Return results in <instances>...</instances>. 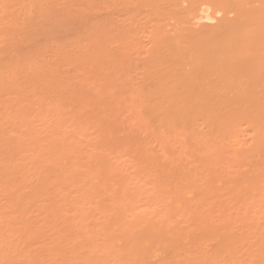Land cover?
Segmentation results:
<instances>
[{
    "label": "bare ground",
    "instance_id": "6f19581e",
    "mask_svg": "<svg viewBox=\"0 0 264 264\" xmlns=\"http://www.w3.org/2000/svg\"><path fill=\"white\" fill-rule=\"evenodd\" d=\"M25 2H28V4H29V0H24ZM24 1L22 2L21 0L19 1L18 0V3H19V5H24L25 3H24ZM35 1H37V2H35ZM39 1H42L43 2V0H34V2L35 3H37V5H38V8H40L41 9V4H42V2H40L41 4H40V6L41 7H39ZM51 1V0H50ZM54 1H56L57 3H58V1L57 0H54ZM96 1V3L95 2H93L92 0H91V2H93V5H94V3L95 4H97L98 3V1L99 0H95ZM121 1V4H123V3H125L126 2V0H124L123 2H122V0H118V3ZM131 0H128V2H130ZM138 1V0H137ZM141 1V3L143 4V5H145L146 6V8H149L150 7V26H149V30L148 29H146V30H148L147 32H145V33H148L150 36H149V46L147 47V52H146V54H145V56H144V62H143V64H141L140 65V72H139V77H137L138 76V74L136 75L135 73H131L132 75L130 76L129 74H128V72H126L127 73V75H126V73H125V71H124V73H123V71H122V73H120V74H122L123 75V78L124 79H126V78H128L129 76V78H131L130 80L132 81V79H133V81L132 82H130L129 81V79H127V80H124L123 78H122V75H120V76H117L118 75V73L117 72H114V74L112 73V74H109L110 72H113L112 71V69L113 70H115V68H113V66L115 65V62H116V60H117V62H118V59H117V57H116V59H115V55L114 56H112L111 57V59L109 60V56L108 55H111V53H113V52H115V54H117L116 52H117V48L116 49H111V48H114V46L112 47V45L114 44V42L115 41H113V39L111 38V37H108L109 35H104V33H102L104 36H107L108 37V39H106L107 37H105V40H108L107 42L104 40V38H103V40L106 42H104V41H102V37H104V36H102V34H100L99 35V37L98 38H100L99 40H95V41H97V42H91L90 43V50H87V52L86 51H84V52H82L81 50H86V48L84 49L83 47V45L85 44V42H84V40H82V42L81 43H83L84 42V44H80V41H79V45L78 46H74V45H76V44H72L73 45V48H75L76 50H75V55H76V57H78V55H79V57H78V59L76 60L75 58V56H74V49L72 48V55H71V53H70V58L69 59H71V61H74V63H77L78 64V60L80 59L81 60V57H83L82 58V60H83V62L82 61H79V63L80 64H83V63H86L87 64V66H89L90 64V61H91V64L94 62H98L97 60H99L100 62H98V65H100L99 63H101V66L103 65V66H105L106 68L107 67H109L108 69H106L105 70V68H104V71H110L108 74L110 75L109 77H106V75H104L103 73H102V80L104 79V77H106L105 78V84H106V82H107V79H109L110 77H112L111 79H112V81H116L117 79H118V77H119V79H118V85H116L117 86V90L120 88V86H121V88H122V90H123V88H124V90L128 87V88H130V89H126L124 92H125V95H127L126 97H127V99L128 100H130V101H125V102H127L128 104H129V102L131 103V106H130V104H129V106L128 105H126L124 102V105L123 106H127L128 107V109L130 110L129 112H130V118H132V120H134L135 121V124L134 125H136V129H137V131H138V133L139 134H141L140 136H143V137H141V138H143V139H140V138H134V136H130L132 139H133V141H128V140H126L125 138H124V140H122V141H125V142H123V145L124 146H122V143H118L117 144V146H115V148L114 147H112L111 149H109V151L112 153V154H114L115 153V155H117L118 156V152L116 151L117 149V147H118V149H124L123 147H128V146H126V145H128L127 144V141L129 142V148H131V151H130V154H129V156H130V163H132L133 162V165H134V172L136 173H134V175H136V176H134V177H132V178H130L131 180L130 181H132V179L134 178H136V182H134V185L136 184L137 186H138V184H141V185H145L144 187L145 188H147V187H149V186H153L151 189H150V187L149 188H147V189H149V190H147V189H144V187H142L141 188V185L139 186V187H137L136 185H135V187L134 186H132V184H131V182H130V184H131V186L133 187H131L132 188V191L129 189V188H127V189H129L128 191H126L125 189H126V187H128L127 186V184L129 185V179H128V183L124 186L123 184H125L126 182L124 181V180H127V178H129L128 176H130V175H128L127 176V178H125L126 177V175H127V173H126V171H125V173H124V171H123V173L125 174H123V173H121V170L123 169H125V167L123 168V166H122V168H121V170H120V168H119V173H117L116 171V167H115V173H114V170H113V168H110V170H108L107 169V167H108V165H109V163H113V159H111V157H110V155L108 154V156H109V158L107 157V155H106V153H108L106 150H107V148H104L105 146L107 147L108 145H103V144H100L99 145V147L101 148V146L103 145L104 147H103V149H105V152L106 153H102V152H104L102 149V151H100L99 150V148H98V150H99V152H101L102 154H103V157L102 156H100L101 155V153L100 154H92V155H99L100 156V158L98 159L97 157L95 158V159H93L92 160V162H91V160H90V163H88L87 162V158H85V162L87 163V165H89V164H91V163H93V164H91L89 167H91L92 165H93V167H91L90 169H91V174H90V178L92 179V185L90 186L91 187V189L90 190H88V192H93L95 189V191L94 192H96V194H95V196H97V198H98V200H97V202H96V200L94 199L95 197H94V195H93V193H89L91 196H92V198L95 200V201H93V199L92 200H86V196L85 195H83V194H86L85 192H82L81 194L83 195V196H85V197H83V198H85V200L86 201H93V203H90V205H92V204H94V205H92V206H89V207H92V208H95V204L96 203H98V206H97V209L96 210H99L100 211V209L102 210V208H103V210L105 209V210H107L106 212L108 213V215H107V213H105L104 215L105 216H108V217H104L103 215H101L100 213H98V214H100L101 216H102V218H101V220L103 219V218H105V220H106V223H105V225L103 224V226H102V224L100 225L98 222V225H100L101 227H99V229H94L92 232L94 233L95 232V230H96V232L98 231V233L100 232H102V231H100V228L102 229V230H105L106 232H110V233H112V237L115 239L116 238V240L118 241V239L121 237V239H123V237L125 238V239H127V243H126V245H125V249H124V252H123V250H122V252H123V256H122V254L121 253H118L120 250L119 249H117V248H114V249H117V250H113V246L114 245H112L108 240H106V238L103 240V242L104 241H107V243L109 244V245H111V247L110 248H112V250H110L109 249V251H108V254L109 255H107V256H111L112 254H114L116 251H117V253L113 256V257H115V256H117V257H115V258H117L116 260L118 261V260H121L120 261V263L122 264V262H124V261H122V259L123 260H125V261H127L128 262V264H136V263H132L131 261H133V260H138L137 261V264H264V240H262V241H260V243L258 242L259 241V239H257L255 236H254V234H252L253 232H251V231H249L248 232V234L249 233H251L253 236H254V238H256L257 240V242H255L254 243V241L252 240V242H253V244L250 242V243H248L247 242V239H245V237L247 236V234L246 233H243V234H246V236L245 235H242L241 233H240V235H239V232L240 231H243V230H240L239 232H237L236 230L238 229V224H239V222H238V224H237V222H235V221H233V217H234V219H235V216H237V218H239V214H240V212L239 213H232V215L233 214H235V215H233V217L232 216H230L231 214H229L231 211H227L226 213H228V214H226L225 213V209H228L227 208V206L224 204V203H222V202H220L219 200H220V198L221 197H219V199H218V196H216L217 195V193L218 192H216L217 190H218V188L219 187H217V186H220V184L219 185H215L216 186V189H211V190H213V191H211V193L213 192L214 194H215V197H214V195L212 194L211 196H213V199H212V197L211 196H207L206 195V197H208L209 199L211 198L213 201H214V199H216V197H217V199L213 202L214 203V205H213V207H214V213H213V210L212 209H210V205H207V206H209V208L205 205V208L204 207H202V205H199V204H203V199H202V194L204 193L203 191L205 190V192H208V190H207V188H205L204 189V184L208 181V180H206V178H208L209 180H210V178H212V176H213V178H212V180L213 179H215L216 178V176H214V174L216 175L217 174V171H216V168H215V165H219V166H224V163H225V161H227L226 162V164H227V166H229V168L231 167L232 169L230 170H228V171H232L235 167L237 168L238 166H236L237 164H234L233 162L234 161H236V162H238V161H240V162H242L241 164L242 165H245L244 167V169H246V166H247V168L248 169H246L247 171H244V172H246V176L244 177V175H239V174H237L236 173V171L235 170H237L238 171V169H240V168H238V169H235V170H233V172H235V173H233V172H227V174H228V176H230V173H231V177H232V174L233 175H235V174H237L238 175V177L239 176H243L244 178H245V180H244V182L242 181V178L240 177V179H239V182H242L241 184L242 185H244L246 182H247V187H248V185H250L249 183H251V185L252 184H256V186H258L257 184H259V183H263L264 184V0H143V1H145L146 3H147V1L150 3V4H145V2H142V0H140ZM140 1L139 2H137V3H135V2H133L132 4H133V6H134V3L135 4H140ZM20 2H22V4L20 3ZM33 1L32 2H30V5H28L27 3H26V5L27 6H31V3H32V5H33V7L35 8V9H32V7H30L32 10H33V15L35 16V18H36V15L38 16L39 14V16H45L46 15V11H47V9L49 10V8L51 7V5H52V9H53V6H55V2L54 3H50L49 2V0H48V2L47 1H45L44 0V2H46V3H44L45 4V6L44 7H46L47 9H46V11H43L42 9V14H41V11H39L37 8H36V4L34 3ZM52 2V1H51ZM100 2H102V1H100ZM99 2V3H100ZM107 2H108V0H107ZM109 2H110V0H109ZM114 0L113 1H111V4H113V5H116V4H114ZM24 3V4H23ZM48 3H50V7L48 8L47 6H48ZM98 3V4H99ZM106 0H105V2L103 3L104 4V6H106L107 4L108 5H110L109 3H106ZM60 4V3H59ZM63 5H64V3H62ZM62 4L61 5H59V6H61L62 7ZM65 4H67V3H65ZM70 4V3H69ZM68 4V7H66V5H65V7L63 6V9L61 8V7H58L57 5L55 6V7H57L58 8V10L57 11H60L59 9H61V11H64V9H66L63 13L65 14V13H70V12H72L73 13V15L75 16H77V14H79V13H76L77 12V10H76V7L75 6H77L78 4H75V6H74V8H73V5L74 4H70L69 5ZM98 4L95 6L96 8L98 7ZM102 3H100L99 4V6L100 5H103ZM131 4V5H132ZM72 5V6H71ZM79 5H81V4H79ZM84 5V4H83ZM83 5H81V7L83 6ZM88 5H91V8H94V6L92 7V3H90L89 1H88ZM107 5V6H108ZM85 6V5H84ZM136 6V5H135ZM141 7V5H138V7ZM43 7V8H44ZM86 8L88 7H90V6H85ZM85 7H82V8H85ZM103 6H101V10L102 9H104V7L102 8ZM110 6H108L107 8H109ZM137 7V6H136ZM70 8V11L68 12V9ZM72 8V9H71ZM87 8V9H88ZM91 8H89V9H91ZM143 8V7H142ZM145 8V7H144ZM36 9H37V12H40L39 14H37V12H36ZM51 9V8H50ZM51 9V12L53 11L54 12V14H58V12L56 11H54L55 10V8H54V10H52ZM79 9H80V7H79ZM88 9V10H89ZM31 10V11H32ZM35 10V11H34ZM71 10H73V11H71ZM74 10H76L75 12H74ZM84 11L86 10V9H83ZM83 10H79L78 12H80V14L78 15V16H81V17H79V20H77L78 19V16H77V19H76V16H75V19L77 20V21H80L81 19H82V15H84L85 16V14L86 15H89V17H90V14L91 13H93L94 11H95V8H94V10H93V12H87L88 10H86V13L83 11ZM96 10H99V8H97ZM81 11L83 12V13H81ZM91 11V10H90ZM34 12H35V14H34ZM44 12V13H43ZM52 12V13H53ZM95 12H97V11H95ZM136 12V11H135ZM138 12V11H137ZM136 12V13H137ZM140 12V11H139ZM27 13V16H30L29 14L31 13V12H26ZM51 13V14H52ZM72 13H70V14H72ZM75 13V14H74ZM98 13V12H97ZM141 13V12H140ZM32 14V13H31ZM44 14V15H43ZM49 13H47V16H48V18H46L47 16H45L44 18L45 19H49V17L51 16H49L48 15ZM59 14H61V12L59 13ZM63 14V17L65 16ZM69 14V15H70ZM94 14V13H93ZM32 15V16H33ZM67 15V14H66ZM72 15V16H73ZM140 15L141 14H139V16H137L136 17V19L135 20H139V17H140ZM25 16V17H24ZM24 16H22V18H20V19H22V20H19V22L20 21H23V19H26V20H24V21H27L28 19H31V18H33V17H26V14L24 15ZM39 16H38V20H37V25L35 24V22H36V20H34V24L32 23L31 24V22H33L32 21V19H31V22H30V20L27 22V24H26V22H25V24H24V22L23 23H21L20 22V25L21 26H23V25H29L28 23H30L31 25H34V26H36V27H38L37 29L39 30V24L41 25V23H43L41 26H40V29H42L41 31L43 32L44 31V34L45 33H47V31L48 30H52L53 31V36H54V34H55V36H54V40L56 39V37H57V40H55V41H57V42H59V43H61L62 42V40L59 38V37H63L62 39H64L65 38V34H67V32L69 33V32H72L73 31V28L74 27H70V24H69V27L72 29H68V30H70V31H67L66 30V27L68 26L67 24H68V19L67 18H69L70 16H68V17H66L65 16V18H66V22H67V24L65 23V19H63V21H64V23L63 22H61L60 24H58V25H60L59 27H60V29L59 30H62L63 31V29H64V31L65 32H62V31H59V30H56V33H54V31H55V26H54V28H53V24L55 23V25H56V23L58 22L59 23V21H57L55 18H53V16H55L56 17V15H53V16H51L52 17V19L53 20H51L50 19V21L49 20H43L44 22H46V21H48V22H51V21H53V23H52V25L50 24L49 25V23L47 24V23H45L44 24V22H42V19H39ZM59 16V15H58ZM73 16V17H74ZM136 16V15H135ZM61 17V16H60ZM73 17H71L72 19H73ZM87 17V18H86ZM88 16H85V18L87 19V21H86V19H85V21H84V25H87V23H89L90 24V21H92L91 23L92 24H94L95 22H97V23H99V20L97 21H95V20H91V18H89ZM35 18H33V19H35ZM59 18V17H58ZM71 19V20H72ZM74 19V20H75ZM88 19H89V21H88ZM130 19H131V17H130ZM129 19V20H130ZM54 20H56V22H54ZM133 20H134V18H133ZM132 20V21H133ZM138 20H137V22H138ZM204 20V21H203ZM208 21V23H206L205 21ZM11 21V20H10ZM13 22H15L14 20H12ZM203 21V22H202ZM39 22H41V23H39ZM17 23V22H16ZM39 23V24H38ZM79 23V22H78ZM81 23H82V21H81ZM97 23H95V25H96V27L98 28V30H101V29H99L100 27L99 26H97L98 24ZM133 23V22H132ZM140 21L138 22V25H137V28L135 29V30H132L133 31V33L134 34H136V35H138V31H137V29H139L141 26H140ZM15 24V23H14ZM48 26H47V25ZM64 24H66L67 26H63ZM92 24H90L91 26H92V28L94 27V25H92ZM130 24H131V22H130ZM137 24V23H136ZM10 25V29H11V24H8L7 25V27ZM17 25V24H16ZM31 25H29V26H26V28L24 29V31L26 30V29H28L27 27H30L31 28ZM44 25V27L42 28V26ZM58 25H56V28H57V26ZM82 25V24H81ZM83 25V26H84ZM90 25L89 26H85V27H87V29L88 28H91L90 27ZM134 25H135V23H134ZM133 25V26H134ZM19 26V25H18ZM21 26H19L20 28H21ZM45 26H47L46 27V29H48V30H46V29H44L45 28ZM52 26V27H51ZM64 27L63 29H62V27ZM106 26V25H105ZM132 26V27H133ZM36 27H35V29H36ZM49 27V28H48ZM79 27H80V25H79ZM107 27H109V26H107ZM132 27H130V28H132ZM5 28V27H4ZM4 28H3V30H4ZM23 28V27H22ZM32 28H33V31H34V27L32 26ZM91 28V29H92ZM95 28V27H94ZM130 28H128V29H130ZM142 28L143 29H140L141 31L142 30H144V27L142 26ZM8 30H9V28H7ZM44 29V30H43ZM54 29V30H53ZM58 29V28H57ZM106 29V30H105ZM121 30H122V28H120ZM38 30H36V31H38ZM45 30H46V32H45ZM95 32H97V29L95 28V29H93ZM105 30V31H104ZM107 30H109V28H104V27H102V30H101V32L103 31V32H106ZM139 30V31H140ZM145 30V31H146ZM24 31H23V33H24ZM40 31V30H39ZM51 31V32H52ZM57 31H59V32H61V33H63V35L64 36H62V34H61V36H60V34L57 32ZM67 31V32H66ZM92 31V30H91ZM93 31V33H94V35L96 34L95 32ZM124 31V30H123ZM128 31H130V30H128ZM135 31H137L138 33H135ZM89 32V31H88ZM108 32V31H107ZM125 32H127L126 30H125ZM22 33V34H23ZM27 33V32H26ZM37 33V32H36ZM73 33V32H72ZM71 33V34H72ZM92 33V32H91ZM92 33V34H93ZM98 33V32H97ZM25 34V33H24ZM24 34L22 35V37H21V39L22 38H25V40L27 39V40H29V37H23L24 36ZM56 34H59V35H57L56 36ZM70 34V33H69ZM134 34L132 35V36H134ZM97 36H98V34H96ZM126 35H128V34H126ZM131 35V34H130ZM45 36H46V34H45ZM49 36V34L47 33V37ZM52 36V37H53ZM67 36V35H66ZM72 36H74V34L73 35H71V37ZM96 36V37H97ZM112 36V35H111ZM131 36V37H132ZM139 36V35H138ZM43 38V40H42V42L41 43H39V42H37L38 41V39L36 40V42L34 41H32V40H35V39H30L29 41H27L28 43L29 42H33V43H35L34 45L36 46V44L38 45V44H44V39H46V41H45V43L46 44H48L49 46L50 45H52V43H53V41H51V40H53V39H51L50 37H49V39H50V44L48 43V41H49V39L48 38ZM71 37H69L70 38V40H71ZM83 37V36H82ZM95 37V38H96ZM113 37V36H112ZM115 37V36H114ZM67 38H68V36H67ZM67 38H65V41H66V39ZM68 38V39H69ZM81 39V34H80V38L79 37H72V39ZM85 38V37H84ZM109 38H111V40L113 41H109L110 39ZM136 38V37H135ZM83 39V38H82ZM123 39H126L125 37L123 38ZM123 39H118V41H122ZM19 40V39H18ZM24 40V41H25ZM114 40H115V38H114ZM21 41H23V40H19V42H21ZM64 40H63V42H64V44L67 42H65ZM72 41V40H71ZM70 41V42H71ZM77 41V40H76ZM100 41V43H98ZM26 41L24 42V43H27ZM70 42H67V44H70ZM73 42H75V40L73 41ZM72 42V43H73ZM110 43V45H108L109 43ZM16 43H18V41L16 42ZM22 44H23V42H21ZM76 43V42H75ZM86 43H87V41H86ZM102 43V44H101ZM104 43H105V45H104ZM108 43V44H107ZM19 44V43H18ZM17 44V46H20L19 48H21V44H19L18 45ZM46 44H44V47L46 48ZM55 44H57L56 42H55ZM55 44H53L52 46H54ZM28 45H30V44H28ZM46 45V46H45ZM72 45H68V48H69V46L71 47ZM82 45V46H81ZM114 45H116V44H114ZM25 46H26V44H25ZM66 46V45H65ZM65 46H64V49L65 50H67L66 48H65ZM103 46H104V49H103ZM110 47V49H109V51L107 52V51H105V48L106 47ZM22 47H24V46H22ZM28 47V46H27ZM56 48L58 47V46H55ZM54 47V48H55ZM82 47V49H80L79 50V48H81ZM115 47H117V46H115ZM37 48H39V51L40 50H45V48H43V47H41L40 45L39 46H37ZM41 48V49H40ZM56 48H55V50H56ZM77 48H78V50H77ZM48 49V48H47ZM52 49H53V47H52ZM59 49V48H58ZM64 49H59L58 51H59V53H60V50H62V52L66 55H62V58H64L63 60L64 61H69V59H68V56H67V51L65 52V51H63ZM70 49V51H71V48H69ZM54 49H53V51H55ZM111 50H113V52H110ZM69 51V52H70ZM82 52V53H79V52ZM88 51H89V53H88ZM43 52V51H42ZM41 52V53H42ZM50 52V51H49ZM57 52V51H56ZM77 52H78V54H77ZM53 52H51V53H49L50 55L52 54ZM86 55H85V54ZM61 54V53H60ZM80 54H82V55H80ZM114 54V53H113ZM21 54H19V56H20ZM24 55L26 56V54L24 53ZM58 56H60L59 54H57ZM68 55H69V53H68ZM24 56V57H25ZM53 56H55L54 54L52 55V56H50V57H53ZM57 56V58L56 59H58L59 57ZM71 56H74V58H72ZM106 56H108L107 57V59L105 58H103V57H106ZM117 56V55H116ZM21 57V56H20ZM23 57V56H22ZM56 57V56H55ZM86 57V58H85ZM101 57V58H100ZM114 57V58H113ZM62 58L60 57L59 59H61V61H62ZM67 58V59H66ZM95 58V59H94ZM97 58V59H96ZM112 58H113V60H112ZM21 59H23V58H21ZM28 59V58H27ZM73 59V60H72ZM85 59V60H84ZM103 59V60H102ZM18 60H20V58L19 59H17L16 61H18ZM106 60H108V61H106ZM120 60V59H119ZM21 61V60H20ZM19 61V62H20ZM26 61V60H25ZM61 61H58V62H60V63H63V62H61ZM89 63H88V62ZM102 61V62H101ZM108 62H109V65H108ZM116 62V63H117ZM15 63V62H14ZM13 63V65H15ZM28 63V62H27ZM30 63V62H29ZM70 62H68V64H69ZM73 65H75L73 62H71ZM102 63H104V64H102ZM107 63V64H106ZM111 63H113V64H111ZM24 64V63H23ZM65 64H67V62H65ZM65 64H63V65H65ZM18 65L20 66L21 65V63L19 64L18 63ZM28 65L29 64H27V67H28ZM62 65V64H61ZM62 65V66H63ZM73 65H71V64H69V66L71 67H73V68H75L76 67V65H75V67L73 66ZM84 65V64H83ZM93 65H95L96 66V63L95 64H92V68H94V66ZM111 65V66H110ZM113 65V66H112ZM7 66H9V65H7ZM17 66V65H16ZM23 66V65H22ZM31 66H33L34 67V69L32 68V67H30L28 70H30L31 68H32V70H34L35 71V66L34 65H31ZM68 66V67H69ZM87 66H86V68H87ZM91 66V65H90ZM89 66V67H90ZM26 67V68H27ZM49 67V66H48ZM47 66H46V69L48 68ZM66 67H67V65H66ZM78 67H79V65H78ZM83 67V66H82ZM81 67V68H82ZM98 67V66H97ZM97 67H96V71H94V72H96L97 74H95V75H98L99 76V74L101 75V73H98V71H100V70H98L97 69ZM10 68V67H9ZM17 68V67H16ZM15 68V69H16ZM21 68V67H20ZM23 68V67H22ZM50 68V67H49ZM85 68V67H84ZM83 68V69H84ZM86 68H85V70H86ZM92 68H91V71H92ZM99 68V67H98ZM102 68V67H101ZM112 68V69H111ZM12 69V68H11ZM15 69H13V71L15 70ZM39 69V68H38ZM75 69H77V67L75 68ZM88 69V68H87ZM17 70V69H16ZM15 70V71H16ZM19 70V69H18ZM50 70H53V69H47V71H49L50 72ZM98 70V71H97ZM23 71H24V69H23ZM133 71V70H132ZM1 72V71H0ZM19 72H20V75H21V73H23L22 72V69L21 70H19ZM36 72V71H35ZM40 72V71H39ZM55 72V71H54ZM63 72V71H62ZM103 72V71H102ZM129 72H131V70L129 71ZM10 73V72H9ZM41 73H44V72H41ZM52 73V72H51ZM85 73H87V70H86V72ZM88 73H90V74H92L93 73V71H92V73L89 71ZM115 73H116V75H115ZM26 74V73H25ZM44 74H46V72L44 73ZM55 75H56V73H54ZM57 74H59L58 72H57ZM90 74H88V77L90 76ZM2 75V74H1ZM7 75V74H6ZM28 74H26L25 76H27ZM30 75V74H29ZM39 75V74H38ZM47 75H50V74H47ZM52 75V74H51ZM93 75V74H92ZM103 75H104V77H103ZM112 75V76H111ZM115 75V76H114ZM124 75H126V76H124ZM134 75V76H133ZM3 76V75H2ZM1 76V77H2ZM42 76H43V74H42ZM41 76V77H42ZM53 76V75H52ZM57 76V75H56ZM62 76L63 75H61L60 77H58L59 79L60 78H62ZM94 76V75H93ZM136 76V77H135ZM19 77H22V75L21 76H19ZM18 77V78H19ZM30 77V76H29ZM39 77V76H38ZM54 77V76H53ZM67 77V76H66ZM88 77H87V80H88ZM95 77V76H94ZM100 77V76H99ZM114 77H115V80H114ZM132 77H134V78H132ZM10 78V77H9ZM31 78V77H30ZM29 78V79H30ZM52 78V77H51ZM51 78H50V80H51ZM90 78V77H89ZM91 78H92V76H91ZM96 78V77H95ZM101 78V77H100ZM117 78V79H116ZM121 78V79H120ZM138 78V79H137ZM8 79V78H7ZM14 79V78H13ZM15 79H17V76L15 77ZM38 79V78H37ZM44 79V78H43ZM56 79V78H55ZM67 79H70L71 80V77H68ZM92 79H94V78H92ZM111 79H109L108 81H110ZM123 79V80H122ZM135 79V80H134ZM138 81H137V80ZM1 80H3V79H0V81ZM19 80H21V78L19 79ZM23 80V79H22ZM22 80H21V82H22ZM31 80V79H30ZM47 80V79H46ZM61 80V79H60ZM59 80V81H60ZM96 80V79H95ZM95 80H93L92 82H94ZM98 81L100 80V79H97ZM122 80V82H120V81ZM7 81V80H6ZM48 81V80H47ZM57 81H58V79H57ZM64 81V80H63ZM91 81V80H90ZM135 81V82H134ZM24 82V81H23ZM31 82V81H30ZM67 81H66V78H65V81H64V83H66ZM70 82H72V81H70ZM84 82V81H83ZM100 82H101V80H100ZM126 82H129V83H125ZM8 83V82H7ZM50 83V82H49ZM49 83H47L48 85L47 86H49ZM53 85H54V82H51ZM59 83V82H58ZM57 83V84H58ZM68 83V82H67ZM66 83V84H67ZM89 83H91V82H88L87 84L89 85ZM111 83V84H110ZM110 83H109V85H108V82H107V87H108V89H110L111 91H110V93H112L113 91V93H115V89L114 88H112L111 89V87H113L112 85V82L110 81ZM133 83H135V85L133 84ZM46 84V83H45ZM72 84V83H71ZM70 84V85H71ZM79 84H81V83H79ZM84 84V83H83ZM85 84H86V82H85ZM96 84V83H95ZM98 84H100V83H98ZM101 84H102V82H101ZM101 84H100V86H101ZM105 84H104V86H105ZM114 84H116V82L114 83ZM124 84V85H123ZM130 86H129V85ZM133 86H132V85ZM6 85H8V84H5V86ZM21 85H22V83H21ZM23 85H24V83H23ZM26 85H28L29 86V84H28V81H27V84ZM52 85V86H53ZM64 85V84H63ZM68 85V84H67ZM78 85V84H77ZM97 85V84H96ZM111 85V86H110ZM4 85H3V87H5ZM9 86V85H8ZM65 86V85H64ZM63 86V87H64ZM74 86V85H73ZM73 86H71V87H73ZM76 86V85H75ZM79 86V85H78ZM77 86V87H78ZM86 86L87 85H85L84 87L86 88ZM95 86V85H94ZM102 86H103V84H102ZM103 86V87H104ZM110 86V87H109ZM54 87V86H53ZM52 87V88H53ZM70 87V89L71 90H73L72 88ZM96 87V86H95ZM99 87V86H98ZM97 87V88H98ZM107 87H104V89H106ZM119 87V88H118ZM126 87V88H125ZM7 88V87H6ZM9 88V87H8ZM25 88H27V87H25ZM33 87H31V91H33L34 90V92H35V88L34 89H32ZM56 88H59V86L58 85H56ZM84 88V89H85ZM88 88V87H87ZM91 88H93V89H96V88H94V87H91ZM100 88H102V87H100ZM4 89V88H3ZM10 89V88H9ZM13 89V88H12ZM54 89V88H53ZM76 88H74V90H75ZM92 89V90H93ZM4 90H6V89H4ZM26 91H28L27 89H25ZM39 90V89H38ZM64 90V89H63ZM78 90V89H77ZM76 90V91H77ZM83 90V89H82ZM102 90H103V88H102ZM1 91H3V90H1ZM7 91H8V89H7ZM61 91V90H60ZM67 91V90H66ZM79 91V90H78ZM97 91H99V89H97ZM96 91V92H97ZM109 91V90H108ZM4 92V91H3ZM29 92V91H28ZM27 92V93H28ZM65 92V91H64ZM95 92V93H96ZM100 92H102V91H100ZM104 92H105V90H104ZM127 92V93H126ZM129 92V93H128ZM26 93V92H25ZM33 93V92H32ZM38 93V92H37ZM37 93L35 94V96L37 95ZM72 93V92H71ZM75 93V92H74ZM81 93H83V92H81ZM23 94V93H22ZM22 94H20V95H22ZM34 94V93H33ZM68 94H70V92L68 91ZM97 94H99V93H97ZM102 94V93H101ZM100 94V95H101ZM107 94H108V92H107ZM24 95V94H23ZM26 95V94H25ZM24 95V96H25ZM58 95H62V92H61V94L60 93H58ZM71 95V94H70ZM76 95V94H75ZM78 95V94H77ZM83 95H85V93L83 94ZM89 95V94H88ZM87 95V96H88ZM92 95V94H91ZM90 95V96H91ZM96 95V94H95ZM111 95V94H110ZM114 95V94H113ZM129 95V96H128ZM3 96V95H2ZM40 96H41V94H40ZM66 96V95H65ZM68 96V95H67ZM71 96H73V95H71ZM79 96V95H78ZM86 96V95H85ZM94 96V95H93ZM21 97V96H20ZM39 97V96H38ZM63 97V96H62ZM73 97H75V96H73ZM72 97V98H73ZM89 97V96H88ZM110 97H112V95L110 96ZM24 98V97H23ZM78 98H80V96L78 97ZM84 98H86L87 99V97H84ZM90 98V97H89ZM94 98V97H93ZM100 98H102V97H100ZM105 98V97H104ZM116 98H117V96H116ZM115 98V99H116ZM20 99V98H19ZM34 99H35V97H34ZM76 99V98H75ZM91 100H93L92 98H90ZM90 99H89V101H90ZM103 99V98H102ZM114 99V98H113ZM38 100V99H37ZM78 100V99H77ZM82 100H83V98H82ZM96 100H97V98H96ZM99 100H101V99H99ZM104 100V99H103ZM121 100V99H120ZM123 100V99H122ZM19 101V100H18ZM38 102V101H37ZM36 102V103H37ZM99 102V101H98ZM105 102H106V99H105ZM105 102H104V104L103 105H105ZM119 101H117V104H119L118 103ZM19 103H20V101H19ZM42 103V102H41ZM91 103V102H90ZM122 103V102H121ZM120 103V104H121ZM83 104V103H82ZM82 104H81V106H82ZM99 104H101V102L99 103ZM37 105H38V103H37ZM41 105V104H40ZM84 105V104H83ZM89 105H91V104H89ZM96 105V104H95ZM22 106H25V105H22ZM21 106V107H22ZM42 106H43V103H42ZM57 106V105H56ZM59 106L60 105H58V108H59ZM63 106V105H62ZM62 106H60L61 108H64V107H62ZM94 106V105H93ZM92 106V107H93ZM115 106H117L118 107V110L120 109V106L119 105H115ZM114 106V107H115ZM96 107V106H95ZM102 107V110H99L100 112H98L97 113V111H95L96 112V114H99V113H101V112H103L104 110H105V108H104V106H101ZM113 107V108H114ZM116 107V108H117ZM130 107V108H129ZM27 107H24V109H26ZM58 108H57V112H55V113H57V117L60 115L59 113H58ZM85 108V107H84ZM84 108H82L83 109V111L81 110V113H84ZM94 108V107H93ZM103 108H104V110H103ZM109 108V107H108ZM37 109V108H36ZM56 109V108H55ZM95 109V108H94ZM101 109V108H100ZM115 109V108H114ZM124 110L126 109L125 107L123 108ZM122 109V110H123ZM128 109L127 110H125L126 111V113H127V111H128ZM28 110V109H27ZM26 110V111H27ZM65 110H67V108L65 109ZM98 110V109H97ZM111 110V109H110ZM22 111V110H21ZM86 111V110H85ZM106 111V110H105ZM109 111V110H108ZM120 111V110H119ZM125 111H124V113H125ZM131 111H132V113H131ZM23 113H24V111H22ZM36 112H38V111H35V113ZM92 112V111H91ZM39 113V112H38ZM37 113V114H38ZM75 113V112H74ZM112 113V112H111ZM114 113H116V112H114ZM124 113H122L123 115H121L120 113V115H121V117H123L124 116V118H125V115H124ZM59 114V115H58ZM64 114L65 113H63V117H65L64 116ZM70 114H71V111H70ZM76 114V113H75ZM85 114V113H84ZM96 114H92L93 115V120H95V119H98L99 120V122H100V120H102L101 122H100V124L102 123H104L105 124V122L106 121H108V120H106V121H104V119H101V118H103V117H99V118H95V117H98V116H96ZM108 114H109V112H108ZM116 114H118V112L116 113ZM83 114H81V115H78V116H82ZM110 115V114H109ZM108 115V116H109ZM115 115V114H114ZM114 115H111V118H113V116ZM70 116V115H69ZM73 116V115H72ZM75 116V115H74ZM77 116V117H78ZM84 116V115H83ZM82 116V117H83ZM103 116V115H102ZM105 116H107V112H106V115ZM126 116H127V114H126ZM45 117H47V115L45 116ZM56 117V116H55ZM54 117V119H57V117L55 118ZM59 117H61L62 118V116H59ZM119 117V116H118ZM49 119H50V117H48ZM84 118V117H83ZM95 118V119H94ZM116 118V117H115ZM123 118V119H124ZM129 118V119H130ZM54 119H52L53 121H55ZM64 119V118H63ZM63 119H61L62 121H64ZM65 119H68L67 118V114H66V117H65ZM74 119H77L78 120V118H74ZM122 119V120H123ZM126 119H128V117H126ZM46 120H47V118H46ZM110 120V119H109ZM116 120H118L117 118H116ZM125 120V119H124ZM131 120V119H130ZM23 121V120H22ZM48 121H50V120H48ZM61 121V122H62ZM67 121V120H66ZM72 122H73V120H71ZM70 121V122H71ZM81 121H82V118H81ZM97 121V120H96ZM95 121V122H96ZM120 118H119V124H120ZM134 121H133V123H134ZM27 123H29L28 121H26ZM58 122H60V120H58ZM60 122V124H62ZM67 122H69V121H67ZM82 122H84V121H82ZM81 122V123H82ZM98 122V121H97ZM111 122V121H110ZM109 121L108 122H106L107 124H105V125H107V127L109 128V126L108 125H111L112 126V124L110 123ZM121 122H123V121H121ZM129 122V120H127V122L126 123H128ZM54 123H56L57 125H59V127L61 126H65L66 127V125L67 124H63V125H60L59 123H57V120L54 122ZM65 123V122H64ZM79 124V125H82L81 123H79V120H78V122H73V124ZM110 123V124H109ZM113 123H114V125L113 126H115L116 125V123L114 122V120H113ZM132 122H129V124H131ZM137 123V124H136ZM49 124V123H48ZM47 124V122H46V124L45 125H48ZM72 124V123H71ZM73 124H72V126H73ZM74 124V125H75ZM76 124V125H77ZM85 125L87 124V125H89L88 124V122H85L84 123ZM84 124L82 125V126H84ZM101 124V125H102ZM124 124V123H123ZM2 125V124H1ZM21 125V122H19V125H18V128H19V126ZM23 125V124H22ZM30 125V124H29ZM32 125V124H31ZM31 125H30V128H31ZM38 125V124H37ZM44 125V128H48L47 126H45ZM73 126V127H77V126ZM104 125V126H105ZM118 125V124H117ZM124 125H126V124H124ZM24 126V125H23ZM25 126H26V124H25ZM24 126V127H25ZM34 126V125H33ZM54 125H52V127H53ZM90 126H92V123H91V125H89V127L88 126H86L87 127V129H89L90 128ZM94 127H96V125H93ZM92 126V127H93ZM103 126V127H104ZM110 126V127H111ZM127 126V125H126ZM132 126V125H131ZM50 128H51V123H50V126H49ZM56 127V130H57V126L55 125L54 126V128ZM85 127V128H86ZM91 127V128H92ZM106 127V126H105ZM104 127V128H105ZM125 127V126H124ZM124 127H123V129H124ZM127 127H129V126H127ZM126 127V128H127ZM1 128V127H0ZM17 128V129H18ZM34 128V127H33ZM32 128V129H33ZM53 128V129H54ZM74 128V129H75ZM78 129L79 128H81V127H77ZM108 128H105V129H103L102 130V132H100L101 134H102V136H104V137H106V139H107V137H108V139H112L111 138V135L113 136V135H115V132H114V134H112L113 133V131H114V129L115 128H113V131L111 132L110 130H108ZM116 128H117V126H116ZM119 128V127H118ZM120 128H121V124H120ZM31 129V130H32ZM60 129H62V128H60ZM65 129V131H67L66 130V128H64ZM78 129H76V130H78ZM93 129V128H92ZM109 129H111V128H109ZM130 129H132V128H128V129H125V130H130ZM178 129H181V130H179V131H177ZM3 130V129H2ZM55 130V131H56ZM59 130V129H58ZM118 130V129H117ZM23 132L24 133V130L22 129V126H21V130H19L18 132ZM45 131H50L49 130V128H48V130H45ZM64 131V132H65ZM89 131H91V130H89ZM88 131V132H89ZM121 131H123L122 129H121ZM174 131H177L179 134H181L182 135V133H183V136H181L180 137V135H178L177 134V132H175L174 133ZM181 131H182V133H181ZM20 132V133H21ZM52 132V131H51ZM92 132V131H91ZM111 132V133H110ZM117 132H120V131H117ZM124 134H125V132H123ZM122 133V134H123ZM128 133H131V132H128ZM167 133H171V134H177V136H179L181 139H183L184 138V140H187V138H188V136L190 137V140H189V138H188V140L185 142L184 140V142L187 144L188 142H191V145L192 144H195L194 146H196L197 147V149L193 146V148L194 149H196L195 150V152H193L194 151V149L192 148V147H190L189 145H190V143L188 144V148L190 147L191 149H190V152H191V157H194V154H200V155H198L199 156V159L198 160H200V161H197V159H196V163L194 162V159L196 158V157H194L193 158V160H192V158H190L189 157V155H187L188 153L187 152H189V151H186L185 152V150H186V144H184V142L181 140V142H179V139L176 137V136H174V138L172 139V142H171V138H168V139H170L169 141H168V144H169V142H171V146H172V144H173V140L175 141L176 139V142L178 141L179 143H182L183 142V144L185 145V147H184V154L185 155H187L188 156V159L189 160H187L186 158L187 157H185L183 154V156H184V158L186 159V161H184L185 163H183V164H181V163H178L179 164V166H178V164H174L173 165V163L172 162H175V161H171V163H172V165H173V167H172V165H170L169 164V161H168V164H166V162L164 163V162H162L164 159H165V155H166V158H167V156L169 155V154H172L171 153V151H170V153H168V154H166L167 152H168V150H169V146L170 145H168L167 146V138H166V136L168 137V135H167ZM56 134V133H55ZM67 135H68V133H66ZM65 134V135H66ZM86 134H87V136L89 135L87 132H86ZM91 134H95V132L93 133H91ZM101 134H100V137H101V139L100 140H102V141H100L101 143L102 142H107V140H105V138L104 137H102L101 136ZM111 134V135H110ZM121 134V133H120ZM127 134V133H126ZM143 134V135H142ZM185 134H186V136H185ZM1 135V134H0ZM25 135V134H24ZM34 135V134H33ZM47 136H48V134H46ZM64 135V134H63ZM63 135H61V133H60V135L59 136H63ZM66 135V136H67ZM76 135V134H75ZM75 135L73 136V138L75 137ZM99 134H97V136H98ZM117 135H118V133H117ZM117 135H115L116 137H117ZM131 135V134H130ZM164 135H165V137H164ZM188 135V136H187ZM37 136V135H36ZM50 136H51V134H50ZM48 137L50 140H51V137ZM58 136V135H57ZM66 136H64V137H66ZM69 136H72V135H70L69 134ZM79 136H80V134H79ZM93 136V135H92ZM96 136V135H95ZM97 136L96 137H94V143H95V139L97 138ZM121 136V135H120ZM123 136V135H122ZM1 137V136H0ZM56 137V136H55ZM81 137H83L82 135L79 137L80 138V140H81ZM85 137V136H84ZM99 136H98V138H97V140L100 138ZM128 137V136H127ZM170 137H173V135L171 136L170 135ZM175 137H176V139H175ZM183 137V138H182ZM4 137H2V139H3ZM32 139H31V141L33 140V138H34V136L33 137H31ZM39 137H37V139H38ZM47 138V139H48ZM53 138V137H52ZM69 138V137H68ZM103 138H104V141H103ZM129 138V137H128ZM150 138H152L151 140L153 141L154 140V143L155 144H157L159 141V144L161 143V144H163V143H166L165 144V148H166V146L168 147L167 149V151L165 152V151H161L162 153H164L162 156H161V152H159V158L160 157H164V159L162 160L161 158V160L158 158V156H155L156 155V152H155V155L153 154L154 153V149L153 150H151L150 151ZM186 138V139H185ZM6 138H4V140H5ZM28 139H30V137L28 138ZM35 139V138H34ZM63 139V138H62ZM67 138H65V140H66ZM70 139V138H69ZM69 139H67V141L69 140ZM90 139H91V137H90ZM118 139V138H117ZM116 138H115V140H117ZM123 139V138H122ZM36 140V139H35ZM49 140V141H50ZM58 140H61L60 138H58ZM57 140V141H58ZM74 140H76V139H74ZM87 140V139H86ZM96 140V141H97ZM119 140H121V138L119 139ZM131 140V139H130ZM40 141V140H39ZM71 142L70 143H73L72 141H73V139H71L70 140ZM91 141V140H90ZM90 141H89V139H88V141H86V143L87 142H89L90 143ZM109 141H111V140H109ZM121 141V142H122ZM156 141H157V143H156ZM30 141H28V143H29ZM33 142H34V140H33ZM63 143V142H65L64 141V139H63V142L62 141H59V143ZM69 142V141H68ZM79 142V141H78ZM77 142V143H78ZM81 142H83V139L81 140ZM81 142H80V145H81ZM92 142V141H91ZM3 142L1 141V144H2ZM5 143H6V140H5ZM21 144H22V142H20ZM76 142L74 141V144H75ZM124 143H126V145L124 144ZM178 143V144H179ZM64 144V143H63ZM68 144V143H67ZM83 144V143H82ZM92 144V143H91ZM96 144V143H95ZM113 144V143H112ZM112 144H109V146L110 145H112ZM120 144H121V146H120ZM159 144H157L156 145V151H158V149H162L163 150V145H159ZM182 144V145H183ZM10 145V143L8 144L7 143V146H9ZM33 145V144H32ZM31 145V146H32ZM39 145V144H38ZM61 145V144H60ZM98 145V144H97ZM131 145V146H130ZM176 145H177V143H176ZM199 145H203V146H205L206 148H211L213 151L212 152H215L216 153V156L218 157V156H221V155H223V154H221V153H223L224 151H226V150H229L228 148H231L229 151H228V154H227V156H226V159L225 158H223L225 155H223V160H222V158L221 157H219L218 158V160H217V163L216 162H214L212 159L215 157L214 155H215V153H210L211 151H209L208 149H207V151H209L208 152V154H207V152L206 151H204L205 150V148H204V150H202L203 152H204V154L201 152V149L200 148H198L199 147ZM7 146H5V147H7ZM15 146V145H14ZM19 146H21V145H19ZM23 146V145H22ZM64 146V145H63ZM66 146V145H65ZM69 146V145H68ZM75 146H78L79 147V144L78 145H76L75 144ZM82 146V145H81ZM88 146V145H87ZM89 146H91L90 144H89ZM95 146V145H94ZM94 146H92V147H94ZM108 146V147H109ZM157 146H159V147H161V148H159V147H157ZM163 146V147H162ZM25 147V146H24ZM35 147V146H34ZM61 147V146H60ZM83 147V146H82ZM81 147V148H82ZM84 147H86V145L84 144ZM83 147V148H84ZM174 147V146H173ZM172 147V149H174ZM181 148V145H179L178 146V150ZM0 148H4V143H3V147H2V145H0ZM15 148V147H14ZM28 148V147H27ZM36 148V147H35ZM34 148V149H35ZM38 148H40V147H38ZM37 148V149H38ZM42 148V147H41ZM62 148H64V147H62ZM66 148V147H65ZM68 148V147H67ZM75 148H77V147H75ZM128 148V149H129ZM151 148H153V147H151ZM164 148V149H165ZM202 148V149H203ZM224 148H226V149H224ZM20 149V148H19ZM43 149V148H42ZM70 149H72V148H70ZM80 149V148H79ZM85 149V151H87L86 150V148H84ZM89 149V148H88ZM94 149V148H93ZM113 149H115L114 151H116V152H114L113 151ZM127 149V148H126ZM171 149V148H170ZM171 149V150H172ZM183 148H181V150H182ZM198 149H200L199 151H197ZM210 149V150H211ZM4 150H5V148H4ZM3 150V151H4ZM30 150V149H29ZM48 150V149H47ZM62 150H64L65 151V149H62ZM74 150V149H73ZM77 150V149H76ZM80 150H82V149H80ZM79 150V151H80ZM92 150V149H91ZM91 150L89 151V153L91 152ZM97 150V149H96ZM122 150H120V151H122ZM130 150V149H129ZM180 150V151H181ZM187 150H189V149H187ZM1 152H3L2 150H0ZM26 151H28V150H26ZM34 151V150H33ZM39 151V150H38ZM43 151H46V150H44L43 149ZM43 151L41 152V153H43ZM174 151H175V149H174ZM220 151H221V153H220ZM0 152V153H1ZM6 152V151H5ZM23 152V151H22ZM21 152V153H22ZM25 152V151H24ZM34 152H36V151H34ZM48 153H50V151H47ZM47 152H46V154H47ZM74 152H76L75 150H74ZM78 152V151H77ZM95 152V151H94ZM179 152V151H178ZM182 152V151H181ZM182 152V153H183ZM196 152H198V153H196ZM205 152H206V154H205ZM7 153V152H6ZM27 153H29V155H30V153H32V155H33V152H27ZM38 153H40V152H38ZM37 153V154H38ZM88 153V152H87ZM96 153V152H95ZM161 153V154H160ZM202 153V154H201ZM227 152H225V154H226ZM8 154V153H7ZM7 154H5L6 156H7ZM44 154V153H43ZM42 154V155H43ZM66 154V153H65ZM78 154V153H77ZM77 154H75L74 153V156L73 157H75ZM91 154V153H90ZM105 154V155H104ZM122 154H124V152L122 153ZM122 154H119V155H121V156H123ZM157 154H158V152H157ZM174 154V153H173ZM211 154H214V155H211ZM218 154V155H217ZM1 155H3V153L1 154ZM4 155V156H5ZM39 155V154H38ZM41 155V154H40ZM52 155V154H51ZM50 155V156H51ZM73 155V154H72ZM71 155V156H72ZM92 155H90V157L92 156ZM202 155H203V157H202ZM4 156H2V158L4 157ZM8 156L9 157H11L10 156V154H8ZM71 156L70 155H68V157H70V159H71ZM98 156V157H99ZM117 156H115L116 157V161L115 162H117ZM125 156H128V155H126L125 154ZM205 156V157H204ZM23 157V156H22ZM26 157H28V156H26ZM35 157H36V154H35ZM40 157H42V156H40ZM43 157H46V156H44L43 155ZM53 157H54V155H53ZM52 157V158H53ZM77 157H79V154L77 155ZM90 157H89V159H90ZM94 157V156H93ZM102 157V158H101ZM171 157H173L172 155H171ZM208 157L210 158V157H212V159H208ZM229 157V158H228ZM14 158V157H13ZM12 158V159H13ZM25 158V157H24ZM51 158V159H52ZM76 158V157H75ZM104 158H107V159H104ZM114 158V157H113ZM121 158V157H120ZM169 158V157H168ZM198 158V157H197ZM200 158H202V159H204L205 158V160H206V162H205V160H204V163L206 164V163H209L210 162V160H211V162L209 163V164H207V165H205L204 167H203V160L202 159H200ZM207 158V159H206ZM221 158V159H220ZM231 158V159H230ZM4 159H6V158H4ZM12 159L10 158V159H8V161L9 160H11L12 161ZM18 159V158H17ZM44 159V158H43ZM47 159V158H46ZM69 159V158H68ZM73 159V158H72ZM91 159H92V157H91ZM118 159H119V156H118ZM160 160V162H159V160ZM222 160L221 162H220V164L218 163L220 160ZM230 159V160H229ZM7 160V159H6ZM14 160H16V159H14ZM13 160V161H14ZM19 160V159H18ZM17 160V161H18ZM20 160H23V159H21L20 158ZM57 160V159H56ZM60 160V159H59ZM76 160V159H75ZM77 160H79L78 158H77ZM83 160L82 159H80L79 160V162H81V163H83ZM98 160V161H97ZM106 162H105V161ZM107 160H109L108 162H107ZM111 160V161H110ZM115 160V159H114ZM167 160V159H166ZM173 160V159H172ZM174 160H176V159H174ZM190 160H192L193 162H189V163H194L195 165L197 164V162H198V165L197 166H195V168L196 169H194V170H197V167H198V170H201V168L200 167H202V170L200 171V172H202V171H204L205 172V174L207 173V172H211L210 174L208 173V176H210L211 175V177H208L207 176V174L205 175L204 174V172H202V173H197V172H199V171H195L194 173L195 174H193L192 172H193V164H188V162L187 161H190ZM202 160V161H201ZM214 160H216V159H214ZM225 160V161H224ZM31 161H34V159H33V157H32V160ZM47 161V160H46ZM51 162L52 160H49V156H48V161L47 162ZM73 161V160H72ZM89 161V160H88ZM132 161V162H131ZM231 161V162H230ZM5 162V161H4ZM53 162V161H52ZM58 162V161H57ZM57 162H56V165H58V164H60V163H58L57 164ZM68 162H69V160H68ZM70 162H71V160H70ZM70 162H69V164H70ZM78 162V163H79ZM84 162V163H85ZM119 163H120V160L118 161ZM123 162V161H122ZM162 162V163H161ZM176 162H179V161H176ZM175 162V163H176ZM213 162V164H211ZM228 162H230V165L228 164ZM1 163V162H0ZM8 163H11V162H8ZM17 164L18 163H21L20 161L19 162H16ZM15 163V165H17ZM23 163H25L24 161H23ZM54 163H55V160H54ZM72 164H70V166L72 165H74V163L73 162H71ZM106 163H108V164H106ZM164 163V164H163ZM202 163V164H201ZM216 163V164H215ZM223 163V164H222ZM2 164V163H1ZM1 164H0V169L5 165L4 163L2 164V167H1ZM33 164V163H32ZM34 164H37V163H35V161H34ZM76 164V163H75ZM117 164V163H116ZM115 164V165H116ZM124 164V163H123ZM166 164V165H165ZM232 164L233 165H235L234 167H232ZM6 165H7V163H6ZM4 166V167H8L9 165L11 166V168H12V165L11 164H9V165H7V166ZM21 165V164H20ZM25 165L27 166V164L25 163ZM24 165V166H25ZM52 165V164H51ZM61 165H63V164H61ZM61 165H59V167H61ZM78 165V164H77ZM168 165V166H167ZM182 165V166H181ZM184 165H186V166H188L189 167V170H186L185 168H188V167H184ZM201 165V166H200ZM214 165V166H213ZM26 166H25V168H26ZM35 166V165H34ZM40 167H41V165H39ZM39 166L37 167V168H39ZM50 166V165H49ZM110 166H112V165H110ZM118 166H120L121 167V163H120V165H118ZM131 166H132V164H131ZM170 166V167H169ZM178 166V167H177ZM181 166V167H180ZM191 166V167H190ZM209 168V170L207 169L206 170V168L207 167ZM226 166V169H228V167ZM240 166V165H239ZM3 167V168H4ZM14 167V166H13ZM18 167V166H17ZM36 167V166H35ZM43 167V166H42ZM54 167H55V165H54ZM59 167H58V169H59ZM76 167V166H75ZM78 167V166H77ZM112 167H114V166H112ZM174 169H178L179 170V168L180 169H182V168H184V169H182L181 170V172H179V171H177V172H174V170H172V168ZM206 167V168H205ZM211 167V168H210ZM214 168V170H212L213 168ZM2 168V169H3ZM9 168V167H8ZM11 168H9V169H11ZM14 168H16V167H14ZM24 168V167H23ZM23 168H22V171H24L23 170ZM205 168V170H203ZM219 168V167H218ZM221 169H223V168H225V167H220ZM220 168H219V170H220ZM18 170L20 169V167H18L17 168ZM52 169L54 170V168H53V166H52ZM74 169V168H73ZM103 169V170H102ZM106 169V170H105ZM190 169H192V171L190 170ZM211 169V170H210ZM4 170V169H3ZM15 170V169H14ZM14 170H12V171H14ZM28 169H26L25 170V172L27 171ZM39 170V169H38ZM44 170H45V168H44ZM50 170H51V167H50ZM52 170V171H53ZM56 170V169H55ZM55 170L53 171L54 173H56L55 172ZM92 170H94V171H92ZM126 170V169H125ZM131 170V169H130ZM219 170H218V172H219ZM242 170H243V168H242ZM1 171V170H0ZM11 170H10V172H12ZM58 171V170H57ZM71 171H73V170H71ZM104 171V172H103ZM105 171H107V172H105ZM221 172L222 171H224V169L223 170H220ZM227 171V170H226ZM8 172H9V170H8ZM28 172V171H27ZM41 172H43L42 170H41ZM51 172V171H50ZM52 172V173H53ZM60 172V171H59ZM61 172H63L62 170H61ZM215 172V173H214ZM14 173H16V172H14ZM18 173V172H17ZM16 173V174H17ZM24 173V172H23ZM22 173V174H23ZM53 173V174H54ZM65 173V172H64ZM63 173V174H64ZM69 173V172H68ZM67 173V174H68ZM117 173V175H114V174H116ZM131 173V172H130ZM132 173H133V171H132ZM188 173H192L193 175H194V177L196 176V174H201V177H202V175H204V180H205V182L204 181H202V186L200 185V175H197L196 176V178H194V179H196V180H199V181H196L195 180V183L197 184V182H199L197 185H200V187H197V185H195V183H194V181L193 182H190L191 180H193V179H191V176H193L192 174L190 175V174H188ZM213 173V174H212ZM224 173V172H223ZM222 173V175H224ZM5 174H6V170H5ZM48 174V173H47ZM52 174V175H53ZM59 174V173H58ZM62 174V176H64ZM66 174V173H65ZM72 174H73V176H74V173L72 172ZM112 174H113V177L115 176V178H113L112 177ZM129 174V173H128ZM152 174H153V176H152ZM9 175V174H8ZM12 174H10V176H11ZM15 175V174H14ZM24 175H25V173L23 174V177H24ZM69 175V174H68ZM67 175V176H68ZM109 175L111 176V178L113 179V181L115 180V182H114V184L116 183L117 184V188L115 189V186H112L111 185V183H113V181H112V179H111V181L110 180H108L109 179ZM120 175H122L123 176V178H122V181H121V177H119ZM219 175L220 176H222L220 173H219ZM218 175V176H219ZM2 176V175H1ZM0 176V177H1ZM27 176H28V174H27ZM43 176V175H42ZM56 176V174L54 175V177ZM58 176V175H57ZM66 176V175H65ZM81 176H83V177H85V174H82ZM117 176H118V178H117ZM207 176V177H206ZM261 176H263V181H262V179H260V177ZM3 177H4V175H3ZM2 177V178H3ZM15 177V176H14ZM17 177V176H16ZM16 177H15V179L14 180H16ZM19 177H21V176H19ZM46 177H47V175H46ZM46 177L44 176V180H46ZM70 176H68V178H69ZM71 177H72V175H71ZM70 177V178H71ZM197 177H198V179H197ZM215 177V178H214ZM223 177V176H222ZM224 177H227V175H224ZM231 177H230V179H229V177H227L226 179H229V181L231 180L232 182H233V178L231 179ZM11 178H13V177H11ZM25 178H29V176L28 177H26V175H25ZM24 178V179H25ZM56 178V177H55ZM65 178V177H64ZM63 178V179H64ZM68 178H66V179H68ZM117 178V179H116ZM203 178V177H202ZM201 178V179H202ZM218 178V180H220L221 181V178L220 177H217ZM5 178H3L2 180H4ZM62 179V177L60 178V180ZM65 179V180H66ZM97 180V182H95L94 183V181L93 180ZM124 179V180H123ZM225 179V180H226ZM235 179H237V177L235 176ZM234 179V181H238V179L237 180H235ZM1 180V181H2ZM13 180V181H14ZM28 180V179H27ZM30 180V179H29ZM28 180V181H29ZM31 180H34V179H32L31 178ZM30 180V181H31ZM57 180H59V178L57 179ZM69 180L70 179H68L67 181L69 182ZM81 180H84L83 178L81 179ZM105 180H107V183L105 182ZM203 180V179H202ZM223 180V179H222ZM5 181V180H4ZM13 181H11V182H13ZM21 181V180H20ZM26 181V180H25ZM24 181V182H25ZM28 181H26V182H28ZM35 181V180H34ZM71 181V180H70ZM109 181H110V183H109ZM150 181L152 182V184H150ZM183 181V182H182ZM214 182H216L215 180H213ZM213 181H211V182H213ZM229 181H227V183H225V185L227 184V185H229V184H231V183H229ZM230 181V182H231ZM18 182H19V180H18ZM32 183H33V181H31ZM38 182V181H37ZM43 182V180L41 181V183ZM46 181H44L43 183H45ZM48 182V181H47ZM46 182V183H47ZM68 182H65V183H68ZM105 182V183H104ZM133 182V181H132ZM186 184H185V183ZM189 182L190 183H192V184H189ZM203 182H204V184H203ZM2 183H4V182H2ZM40 183V182H39ZM59 183V182H58ZM70 183L71 182H69V184L68 185H70ZM82 183V182H81ZM120 183H123V184H120ZM210 183V182H209ZM218 183H222V182H218ZM224 183V182H223ZM259 184V185H262L261 186V188L262 187H264V185L263 184ZM11 184V183H10ZM15 184V183H14ZM28 184H29V182H28ZM35 184H36V181H35ZM38 184V183H37ZM36 184V185H37ZM61 184V183H60ZM94 184V185H93ZM104 184H106L105 186L107 187V185L110 187V186H112V188L114 187V189L115 190H113L112 191V189H110L109 187H107V188H104V187H102ZM110 184V185H109ZM155 186H154V185ZM159 185V187H160V189L162 190V193H165V194H168V193H166V192H168L169 191V193H170V191H173V192H171L172 194H174L175 192H180L179 193V195L180 196H178L179 198H177V197H175V196H173L171 193H170V195L171 196H168V195H166V197L164 198L163 196H162V193H161V190H159V187H158V185ZM180 184V186H177V187H175L176 185H179ZM182 184H184V185H182ZM208 184V183H207ZM233 184H235V186H236V184H238V186H240L241 184L240 183H237V182H235V183H233ZM12 185V184H11ZM19 185V184H18ZM34 185V184H33ZM42 186V184H39L38 186ZM47 185V184H46ZM62 185V184H61ZM63 185H65V184H63ZM68 185H67V187H68ZM123 187V189L122 188H120L121 186ZM175 185V186H174ZM181 185H182V187H184V188H182V189H180L181 188ZM186 185H188V186H186ZM209 186H210V188H213V186H214V184H212L213 186H211L210 184H208ZM227 185H226V187H227ZM241 185V187H243ZM246 185H244V186H246ZM249 186V188H248V190H251L252 189V191L254 192L256 189H258V191H259V189H261L260 187L258 188H256L255 190H254V188H251V187H254L255 185H253V186ZM50 186V185H49ZM60 186V185H59ZM92 186H94V187H92ZM96 186V187H95ZM120 186V187H119ZM157 186V188H155ZM175 188H174V187ZM232 186V185H231ZM237 186V187H238ZM34 188H35V186H33ZM43 187H44V185H43ZM61 187V186H60ZM64 187V186H63ZM82 188L84 187V186H81ZM201 187H202V190L203 191H201ZM222 187H223V189L225 188V189H227L226 187H224V184L222 185ZM230 187V186H229ZM234 187V186H233ZM247 187H243L244 189L245 188H247ZM17 188V187H16ZM20 188H21V186H20ZM19 188V189H20ZM37 188V187H36ZM50 188V187H49ZM94 188V189H93ZM110 190H109V189ZM120 190H119V189ZM135 188V189H134ZM174 188V190H175V192H174V190H172ZM209 188V187H208ZM210 188H209V191H210ZM236 188V187H235ZM234 188V189H235ZM251 188V189H250ZM13 189H15V188H13ZM18 189V188H17ZM62 189V188H61ZM64 190L66 189V187L65 188H63ZM68 189H70V186L68 187ZM68 189H67V191H68ZM81 189V188H80ZM80 189H79V191H80ZM84 190H86L85 188H83ZM93 189V190H92ZM142 189H144V190H142ZM155 189L156 190H158L159 191V194H158V196L159 195H161L160 197H163L164 199H162L163 200V202H161L162 200H160L158 197H155V199L156 198H158V200H159V203L161 202L162 203V205H161V203H160V205L159 204H157V202H156V205H158V206H161V207H157L156 205H153V206H155V207H151L150 206V204H152V202H151V200L153 199H151L150 197L151 196H153V194L156 192V194H157V192L158 191H155ZM171 189V190H170ZM229 189V188H228ZM233 189V188H232ZM231 188H230V190H229V192L232 190ZM239 189V188H238ZM238 189H235L234 191H233V193L234 192H236V190H238ZM242 189V188H241ZM242 190V191H244L245 192V190ZM8 190H10V189H8ZM92 190V191H91ZM150 190H151V192H150ZM154 190V191H153ZM166 190V191H165ZM183 190V195L184 194H186L187 196H184L185 198H187V199H183V201L181 200V198L180 197H182L183 198V195L181 196V191ZM216 190V191H215ZM220 190H221V188L218 190L219 192H220ZM13 191V190H12ZM11 191V192H12ZM35 191H36V189H35ZM34 191V192H35ZM37 191L39 192V189H37ZM36 191V192H37ZM66 191V190H65ZM71 191H72V189H71ZM81 191H83V190H81ZM87 191V190H86ZM111 191V192H110ZM145 191V192H144ZM154 193H153V192ZM165 191V192H164ZM225 191V190H224ZM241 190L239 189L238 190V194H239V192H240ZM241 191V192H242ZM246 191H247V189H246ZM251 191V192H252ZM257 191V190H256ZM261 191H262V193L264 192V189H261ZM260 191V192H261ZM69 192V191H68ZM131 192V193H130ZM142 192H144L143 194V197L145 196V194L147 193L148 195H146L147 197H144L145 199H146V201L144 202L143 201V204L141 203H139V201H135L137 204L136 205H138V206H133V204L132 203H134V201H133V199L136 197V196H138L139 195V197L141 196V193ZM203 192V193H202ZM216 192V193H215ZM228 192V193H229ZM18 193H21V191H19ZM63 193H64V191H63ZM62 193V194H63ZM71 193V192H70ZM80 192H77V193H75L76 195H78ZM150 193H152V195H150ZM161 193V194H160ZM225 193V192H224ZM237 193V192H236ZM243 193V192H242ZM247 193V192H246ZM245 193V194H246ZM255 193V192H254ZM253 193V194H254ZM24 194V192L22 193V194H20L21 195V197H22V195ZM34 194V193H33ZM33 194H32V196H33ZM37 194H39V193H37ZM37 194H34V196L35 195H37ZM44 194H46L45 192H44ZM43 194V195H44ZM69 194V193H68ZM74 194V193H73ZM81 194H79L80 196H81ZM88 194V193H87ZM86 194V195H87ZM155 194V195H156ZM230 194H232V193H230ZM230 194H228L227 195V192H226V197L228 196L229 197V195ZM241 194V193H240ZM248 194H252V193H248ZM247 194V198L249 197V195ZM256 194H257V192H256ZM264 194V193H263ZM263 194H261L260 195V197H261V199L263 200V202H264V196H263ZM17 195H19V194H17ZM19 195V196H20ZM65 195V194H64ZM75 195V196H76ZM90 195H88V196H90ZM174 195H177V194H174ZM203 195H205V193L203 194ZM210 195V194H209ZM219 195V194H218ZM233 195V194H232ZM25 196V195H24ZM23 196V197H24ZM29 196V195H28ZM27 196V197H28ZM40 196V195H39ZM41 196H42V193H41ZM41 196H40V198H41ZM74 196V197H75ZM79 196V197H80ZM157 196V195H156ZM222 196V195H221ZM237 196V195H236ZM236 196H235V198H236ZM245 196L246 195H244V197H243V195H242V198L244 199L245 198ZM253 196V195H252ZM257 196V195H256ZM258 196H259V192H258ZM263 196V197H262ZM27 197L26 198H24V200H27ZM36 197V196H35ZM34 197V198H35ZM47 197V196H46ZM65 197V196H64ZM67 197V196H66ZM71 197V196H70ZM138 197V198H139ZM224 197V196H223ZM222 197V198H223ZM237 197H239L240 198V196H237ZM255 197V194H254V196H253V198ZM20 198V197H19ZM18 198V199H19ZM34 198H33V200H30V201H28V203L29 202H33L32 203V205L34 204ZM91 197H89V199H90ZM138 198H135V199H138ZM221 198V199H222ZM232 198H234V197H232ZM234 198V199H235ZM247 198H246V200H247ZM18 199H17V201H18ZM28 199H30V196H29V198ZM39 199V198H38ZM44 199V198H43ZM43 199H41L42 201H44ZM46 199V198H45ZM47 199H50V198H48L47 197ZM79 199H81V198H79ZM134 199V200H135ZM143 198H142V196H141V198H139V200H142ZM155 199H154V201H155ZM225 199V198H224ZM229 199V198H228ZM227 199V200H228ZM238 199V198H237ZM250 199V198H249ZM249 199H248V201H249ZM260 199V200H261ZM23 200V202H25ZM40 199L39 200H35V203L36 202H38V201H40V202H42ZM53 200V199H52ZM56 200H58V202H59V199H56ZM81 200H83V199H81ZM81 200L79 201V202H81ZM144 200V199H143ZM157 200V201H158ZM218 200V201H217ZM240 200V199H239ZM261 200V201H262ZM27 201H26V206L27 207H25V208H23V206H22V208L23 209H21V210H23V212L24 211H26L27 209L26 208H28V207H30V206H28L29 204L27 203ZM85 201V202H86ZM225 201H226V199H225ZM230 201V200H229ZM247 201V202H248ZM252 201H254V199H252ZM45 202V201H44ZM52 202V201H51ZM67 203H68V201H66ZM83 202V201H82ZM142 202V201H141ZM206 202V199L204 200V203ZM228 202V201H227ZM234 202V201H233ZM233 202H232V204H233ZM246 201H244V204L245 203H247ZM20 203L21 204H24V203H22V198H21V200H20ZM50 203V202H49ZM52 203H55V202H52ZM61 203H64V199H63V201L61 202ZM87 203V202H86ZM85 203V204H86ZM140 205H139V204ZM155 203V202H154ZM212 203V202H211ZM229 203H231V202H229ZM236 204H234L235 206L236 205H239L238 203H237V201L235 202ZM252 203V202H251ZM250 203V204H251ZM254 203H255V201H254ZM253 203V204H254ZM18 205H19V203H17ZM31 204V203H30ZM38 204H39V202H38ZM41 204H43V203H41ZM59 204V203H58ZM57 204V206L56 207H58L59 205ZM66 204V203H65ZM82 204H84V202L82 203ZM81 204V205H82ZM88 205H89V203H87ZM86 204V205H87ZM206 204H208V202L206 203ZM210 204V203H209ZM240 204H242V203H240ZM35 205V204H34ZM40 205V204H39ZM46 205H48V203L46 204ZM50 205V204H49ZM63 205V204H62ZM61 205V206H62ZM81 205H78L79 206V208L80 207H82ZM111 206V208H112V211H111V209L109 208V206ZM135 205V204H134ZM203 205V206H204ZM255 205H256V203H255ZM255 205H253V206H255ZM45 206V205H44ZM64 206V205H63ZM72 206V205H71ZM85 206V205H84ZM94 206V207H93ZM104 206H106V208L104 207ZM108 206V207H107ZM229 206V205H228ZM257 206H259V205H257ZM19 208H21L20 207V205L18 206ZM36 207H37V203H36ZM36 207H34V209L36 208ZM43 207V206H42ZM60 207V206H59ZM66 207V206H65ZM77 207V206H76ZM88 207V206H87ZM98 207L100 208V209H98ZM226 207V208H225ZM246 207H247V205H246ZM249 207V206H248ZM248 207H247V209H248ZM39 208H41V206L39 207ZM45 208V207H44ZM50 208L51 207H48V209L50 210ZM55 208V207H54ZM73 208H75V207H73ZM85 208V207H84ZM150 208H151V210H150ZM199 208H201V210L199 209ZM204 208V209H203ZM210 209V210H208V209ZM212 208V207H211ZM231 208H233V207H231ZM236 209L235 210H237V206L235 207ZM243 208H244V206H243ZM250 208V207H249ZM1 209V208H0ZM25 209V210H24ZM29 209V208H28ZM65 209V208H64ZM77 209H78V207H77ZM77 209H74V211L76 210L77 211ZM83 208H81L80 210H82ZM88 209H90V208H88ZM203 209V210H202ZM207 209V210H206ZM230 209V208H229ZM234 209V208H233ZM251 209V208H250ZM3 210V209H2ZM41 210V209H40ZM45 210V209H44ZM55 210H58L59 211V208H57V209H55ZM63 210V209H62ZM67 210H69V211H72L71 209H70V204H69V208L67 209ZM79 210V209H78ZM85 210H87V208L85 209ZM95 210V209H94ZM95 210V211H96ZM243 209H242V207H241V211H242ZM251 210H253V209H251ZM257 210H259V209H257ZM263 210V212H264V208L262 209ZM37 211H39V209L37 210ZM42 211V210H41ZM41 211H40V214H41ZM57 211V212H58ZM68 211V212H69ZM108 211H111V214L108 212ZM183 211H184V213H183ZM208 211H210V212H208ZM238 211V210H237ZM245 210H243L242 212H244ZM250 211V210H249ZM255 211H256V209H255ZM11 212V211H10ZM13 212V211H12ZM11 212V213H12ZM49 211L47 210V212H45L46 214H51V210H50V212L48 213ZM62 212V211H61ZM68 212H67V215L68 216H70L69 214H68ZM79 212H81V211H79ZM79 212L77 213V214H79ZM92 212V211H91ZM94 212V211H93ZM248 211H246L245 213H247ZM254 211H252V213H253ZM2 213V212H1ZM30 213H32V212H30ZM44 213V212H43ZM72 213V212H71ZM76 213V212H75ZM74 213V214H75ZM101 213H103V212H101ZM177 213V215H175L174 216V214H176ZM186 213V215H185V218H184V214ZM216 213V214H215ZM251 213V214H252ZM256 213H257V211H256ZM260 213V212H259ZM3 214H4V211H3ZM16 214V213H15ZM23 214V213H22ZM27 214V213H26ZM34 214V216H40V214H36V212L35 213H33ZM33 214H32V216H33ZM58 214V213H57ZM61 214V213H60ZM73 214V215H74ZM92 214V213H91ZM90 214V215H91ZM237 214V215H236ZM242 214V213H241ZM249 215V212H248V215L249 216H251V217H253V215ZM24 215H25V213H24ZM23 215V216H24ZM28 215V214H27ZM44 215V214H43ZM52 215H53V212H52ZM63 215H64V212H63ZM73 215H71V218H75V217H77L78 218V216H76V214L73 216ZM89 215V214H88ZM94 215H96V216H98L95 212H94V214H93V216ZM262 215L264 216V213H262ZM3 216V215H2ZM17 216V215H16ZM22 216V215H21ZM45 216V215H44ZM62 216V215H61ZM66 216V215H65ZM73 216V217H72ZM82 216H83V214H82ZM84 216H85V214H84ZM87 216V215H86ZM85 216V217H86ZM92 216V215H91ZM100 216V217H101ZM178 216V217H177ZM244 216V215H243ZM242 215H241V219H240V222L242 221L243 223H246V222H244L242 219L244 218ZM245 216H246V214H245ZM258 216H260V215H258V213H257V217ZM7 217H10V214L8 215V213H7ZM12 217V216H11ZM14 217V216H13ZM51 217V216H50ZM49 217V218H50ZM55 216H52L51 218H54ZM60 217V216H59ZM84 217V218H85ZM89 217V216H88ZM230 217H232V218H230ZM243 217V218H242ZM256 217V216H255ZM3 218V217H2ZM4 218H5V222L6 223H8V220H6L7 218L4 216ZM16 218V217H15ZM28 218H31V216L30 215H28L27 216V219ZM46 218H48V216L46 217ZM48 218V219H49ZM66 218V217H65ZM64 217L62 218V219H64V220H62V221H65V220H67V219H65ZM70 218V217H69ZM68 218V219H69ZM70 218V220H75V219H71ZM80 218V221H79V219H77V222H79V224L81 223V216L79 217ZM84 218H82V219H84ZM94 218V217H93ZM97 218V217H96ZM107 218V219H106ZM235 219V220H239V219ZM245 218H247V217H245ZM244 218V219H245ZM254 218V217H253ZM10 219V218H9ZM13 219L14 218H12V221H13ZM26 219V220H27ZM32 219V218H31ZM35 219V218H34ZM34 219H32V221H34ZM38 219H40L41 221H42V219H43V217L42 218H38ZM44 219H45V217H44ZM57 218H54V220H53V222H52V220L50 219L49 221H51L52 222V225H54V224H56L57 223V221L58 220H56ZM85 219H87V217L85 218ZM84 219V220H85ZM92 219V218H91ZM110 219V220H109ZM231 219H232V221L235 223V226L237 225V227H236V230H235V227H234V225L232 226V224H234L232 221H231ZM247 219H249V218H247ZM251 219V218H250ZM2 220V219H1ZM29 220V219H28ZM56 220V221H55ZM83 220V223H82V225H84V223H85V221ZM96 220H98V219H96ZM95 220V221H96ZM104 220V219H103ZM32 221H30V225L32 224L31 222ZM60 221V220H59ZM62 221H60L59 222V224L61 223L62 225H60L59 226V224L57 223L56 224V226H54V228H53V226L51 227L50 225L51 224H49L48 225V227H47V230L48 231H50V230H52V231H54L55 232V235H54V232H49V233H46V235H43V237L44 236H47L45 239H46V241L44 242L43 241V239L44 238H42L41 237V239H42V243H40L39 241H37L36 240V238H37V236H38V238H40V236L42 235V234H44V233H42L41 232V234H36V238H30V240L31 241H27V242H30V243H28V244H31V245H27L28 247L29 246H31L30 247V249H28V251H29V253L28 254H32V255H34V256H32L33 258H29V257H31V256H29L28 255V258L30 259H28L29 261H30V263L31 264H56L58 261V264H71V263H73V262H71V263H69V260H70V258L72 257H70L69 256V254H72V252L74 253V250H75V248H74V250H72V246H70V244H71V242H67V240L69 241V239L68 238H70V235L68 234V231H69V229L71 230L72 229V227L71 228H68L67 226H69L68 225V221H67V224H64L63 225V222ZM1 222V221H0ZM14 222V221H13ZM23 222H26L25 220L23 221ZM22 222V223H23ZM38 222H39V220H38ZM47 222H48V220H47ZM51 222H49V223H51ZM76 221H75V224H73V225H75L76 226V223H77ZM91 222H92V220H91ZM104 222V221H103ZM102 222V223H103ZM232 222V223H231ZM11 223V222H10ZM10 223H8V224H10ZM28 224H29V222H27ZM34 223V222H33ZM54 223V224H53ZM66 223V222H65ZM71 223V222H70ZM86 223H89V221H88V219H87V221H86ZM96 223V222H95ZM252 223H254V222H252ZM26 224V223H25ZM36 224V223H35ZM37 224H39V223H37ZM45 224V223H44ZM72 224L70 225V226H72ZM79 224H77V226H79ZM92 224V223H91ZM242 224V223H241ZM241 224H239L240 225V227H241ZM2 225V224H1ZM7 225V224H6ZM12 225H14L15 226V224L13 223ZM24 225V224H23ZM57 225H58V227H61V226H63L62 228H63V232H64V230H65V234L63 233V232H61L62 231V228H59V230H61L60 231V233H59V230H58V227H57ZM67 225V226H66ZM89 225H90V223H89ZM98 225H96L97 227H98ZM115 225V227H112V226H114ZM249 225V224H248ZM248 225H244V228H248ZM251 225V224H250ZM9 226V225H8ZM26 226V225H25ZM24 226V227H25ZM32 226V225H31ZM34 226V225H33ZM42 227H44V225H41ZM66 226V227H65ZM69 226V227H70ZM87 226H88V224H87ZM95 226V225H94ZM242 226H243V224H242ZM252 226V225H251ZM254 226H256V225H254ZM254 226H252V227H254ZM264 226V225H263ZM1 227V226H0ZM13 227V226H12ZM16 227V226H15ZM35 227V226H34ZM49 227L50 228H52V229H49ZM55 227L57 228V229H55ZM68 228V230H66L65 228ZM233 227V228H232ZM260 227V226H259ZM258 227V228H259ZM3 228V227H2ZM7 228V227H6ZM9 228H10V226H9ZM8 228V229H9ZM74 228V227H73ZM77 228V227H76ZM89 228V227H88ZM94 228H96V227H94ZM244 228H240V229H244ZM250 228V227H249ZM256 228V227H255ZM264 228V227H263ZM11 229L12 228H10L9 229V231H11ZM38 229H41V227L40 228H38ZM42 229H44V230H46V228H42ZM233 229L235 230V232L233 231ZM260 230L259 231H261V228H259ZM36 230H37V228H36ZM58 230V232H57V234H56V231ZM90 230H91V228H90ZM113 230V231H112ZM246 230V229H245ZM251 230V229H250ZM253 230V229H252ZM255 230V229H254ZM5 231H6V229L5 230H3V232H1L0 231V264H18V263H20V262H22V261H24L25 259H23V258H25L26 256L25 255H27V254H25L24 256L25 257H23V258H21V254H18L19 256H16V254H17V244H16V242H17V240L18 239H15V238H18V237H15L14 239L12 238L13 236H17V235H19L20 233H18L17 235H16V233L14 232V233H10L9 232V234L8 233H5ZM35 231V230H34ZM73 232H74V229L72 230ZM6 232H8V230L6 231ZM37 232H38V230H37ZM47 232V231H46ZM78 232V231H77ZM77 232H75V234L77 233ZM237 232V233H236ZM246 232V231H245ZM255 232H257V231H254V233ZM261 232H263V233H261L262 235H260V237H262L263 238V234H264V231H261ZM7 234L6 235V237L7 236H10L11 237V239H7V238H10V237H7V238H5V234ZM22 233V232H21ZM34 233V232H33ZM50 233H52L53 235L52 236H54V237H52L51 235H50ZM62 233V234H61ZM70 233V232H69ZM90 233V232H89ZM89 233H88V235H89ZM92 233V234H93ZM103 233V232H102ZM102 233L100 234L101 236H99V237H97L96 236V234L94 235V236H96L97 237V239L98 238H102ZM114 233V234H113ZM116 233H120L119 235L118 234H116ZM258 233V232H257ZM24 234V233H23ZM91 234V235H92ZM258 234H260V233H258ZM34 235V234H33ZM48 235H50V236H48ZM63 235H65V237H63ZM72 235H74V234H72ZM83 235H84V233H83ZM87 235V234H86ZM116 235H118V236H120L118 239H117V237L118 236H116ZM31 236V235H30ZM66 236H69V237H66ZM104 237H106L105 235H103ZM240 236V237H239ZM243 236H245V237H243ZM249 236V235H248ZM21 237V236H20ZM19 237V238H20ZM27 237L28 236H26V239L25 240H28L27 239ZM32 237V236H31ZM72 237H74V236H72ZM76 237V236H75ZM77 237H78V235H77ZM80 237H81V235H80ZM87 237V236H86ZM89 237V236H88ZM87 237V238H88ZM242 237V238H241ZM23 238V237H22ZM22 238H20L21 240H22ZM29 238V237H28ZM86 238V239H87ZM24 239V238H23ZM67 239V240H66ZM96 239V238H95ZM245 240V242H244V240ZM249 239V238H248ZM264 239V238H263ZM72 240H73V238H72ZM74 240H76V238L74 239ZM73 240V241H74ZM78 240H79V238H78ZM84 240H85V236H84ZM93 240H94V238H93ZM102 240V239H101ZM101 240L99 241V243H101ZM94 241H97V240H94ZM249 241V240H248ZM19 242V241H18ZM17 242V243H18ZM22 242H23V244H21L22 245V247L24 246V247H27L25 244H27V242L24 244V242L25 241H23L22 240ZM39 242V243H38ZM76 242V241H75ZM122 242H124V241H122ZM37 243H38V245H37ZM81 243V242H80ZM84 243H86V242H84ZM88 243V242H87ZM98 243V242H97ZM106 243V242H105ZM107 243H106V245H107ZM258 243V244H257ZM20 244V243H19ZM78 244H79V242H78ZM77 243H76V245H78ZM95 244V243H94ZM102 244V243H101ZM100 244V245H101ZM128 244V245H127ZM247 244V245H246ZM252 244V245H251ZM32 245L33 246H35V248L34 247H32ZM69 245V246H68ZM75 245V246H76ZM98 245V244H97ZM103 245H104V243H103ZM106 245L104 246V247H106ZM108 245V246H109ZM210 245H214V248H212V249H210L209 247H210ZM254 245V246H253ZM75 246H73V247H75ZM83 246V245H82ZM89 246V245H88ZM87 246V247H88ZM102 246V245H101ZM123 246H124V244H123ZM209 246V247H208ZM23 247V248H24ZM69 247L71 248V251H69V253H68V250H70L69 249ZM77 247V246H76ZM79 247V246H78ZM78 247L76 248V249H78ZM91 247H93L91 250H92V255H93V252H97L98 253V251L100 252L101 250L99 249V248H97L96 249V247H94L93 246V244H92V246ZM97 247H99V245L97 246ZM115 247V246H114ZM211 247H213V246H211ZM22 248V249H23ZM26 249V248H25ZM84 249V248H83ZM90 248H88L87 250H89ZM102 249H103V246H102ZM30 250H32V251H30ZM85 250H86V248H85ZM96 250V251H95ZM108 250V249H107ZM76 251V250H75ZM77 251H79V249L77 250ZM77 251H76V254H77ZM103 251V252H102ZM99 254V256H101V260H103L102 259V255L101 254H103L104 252H107V251H105V249H103ZM91 252V251H90ZM112 254H111V253ZM121 252V251H120ZM24 254V253H23ZM22 254V255H23ZM84 253H82V255H83ZM86 254H87V252H86ZM111 254V255H110ZM59 255V257H56V256H58ZM75 255V254H74ZM79 255H81V253L79 254ZM91 255V256H92ZM105 255H106V253H105ZM120 255H121V257H122V259H121V257H120ZM88 256H89V254H88ZM88 256H86L85 257V260H86V258L88 257ZM94 256H95V254H94ZM93 256V257H94ZM96 256H98V254H96ZM243 256V257H242ZM16 257H19L20 259L19 260H21V261H18L17 259H16ZM82 257H84V255L83 256H81V258ZM93 257H89V260H88V258H87V260L88 261H90V259L91 258H93ZM120 257V258H119ZM240 257H241V259L242 258H244L245 257V259H242L243 261H241L240 260ZM57 258H58V261H57ZM75 258H80V257H75ZM95 258H97V257H95ZM103 258H105L104 256H103ZM119 258V259H118ZM125 258V259H124ZM126 258L129 260H126ZM134 258H136V259H134ZM98 259V258H97ZM100 259V258H99ZM98 259V260H99ZM77 260V259H76ZM86 260V261H87ZM95 259H93V261H92V259H91V262H92V264L94 263V262H98V260H96V261H94ZM105 260H107V259H105ZM116 260L114 259L112 262H116ZM57 261V262H56ZM70 261H74V259L72 260H70ZM81 261H82V259L80 260V263H81ZM104 261V260H103ZM110 261H111V259H110ZM110 261H108V262H110ZM150 261H154L153 263L152 262H150ZM25 262H26V260H25ZM90 262V263H91ZM96 262V263H97ZM108 262H106V263H108ZM112 262H110L111 264H112ZM119 262V261H118ZM127 262H126V264H127ZM22 263H24V262H22ZM21 263V264H22ZM28 263V262H27ZM30 263H28V264H30ZM77 264L78 262L77 261H75L74 262V264ZM89 262H87V263H85V264H90ZM103 264H105L104 262H102ZM119 263V264H120ZM26 264V263H25ZM95 264V263H94ZM97 264H99V263H97ZM109 264V263H108ZM118 264V263H117ZM124 264H125V262H124Z\"/></svg>",
    "mask_w": 264,
    "mask_h": 264
},
{
    "label": "rangeland",
    "instance_id": "374dc122",
    "mask_svg": "<svg viewBox=\"0 0 264 264\" xmlns=\"http://www.w3.org/2000/svg\"><path fill=\"white\" fill-rule=\"evenodd\" d=\"M20 1V0H19ZM22 2L24 1V0H21ZM34 2V0H29V4H28V2H25L24 1V5H19V3H18V0H0V79H3V80H1L0 81V145H2V147H3V143H4V148H5V150H4V148H0V150H4L3 152H1L0 153V162L3 164H5L6 165V163H7V165H9V164H11L12 165V168H11V166L9 165L8 167L9 168H11V169H9L8 167H2V164H1V167L4 169H0L1 171H0V231L1 232H3V230H5L6 229V231L8 230V232H6L5 231V233H8L9 234V232L11 233H16V235L18 234V233H20L19 235H17V236H13L12 238L14 239L15 237H18V238H15V239H18L17 240V242H16V244H17V254H16V256H19L18 254H21L20 256H21V258H23V257H25V258H23V259H25L26 260V262H25V260L24 261H22V262H24V263H22V262H20V263H18V264H28V263H30V259L29 258H33L32 256H34V255H30V254H28L29 253V251H28V249H30V247L31 246H27V245H31V244H28V243H30V242H27V241H31L30 240V238L32 239L34 236V238H36V234L38 233V234H41V232L42 233H44V234H42L41 236H40V238H38V236H37V238H36V240L37 241H39L40 243H42L44 240L46 241V237L47 236H44L43 237V235H46V233H49V232H54V231H52V230H50V231H48L47 230V227H48V225L49 224H51L50 226L52 227L53 226V228H54V226H56V224L58 223L59 224V222L60 221H62V220H64V219H62L63 217L65 218V219H67V220H65V221H62L63 222V225L64 224H67V221H68V225L70 226L73 222V224H75V221L77 222V219H79V221H80V216H81V223L79 224V222H77L76 223V226L75 225H73L72 224V226H67L68 228H71L72 227V229L70 230L69 229V231H68V234L70 235V238H68L69 239V241L67 240V242H71V244H70V246H72V250H74V248H75V250L77 251L78 249H79V251H77V254H76V251L74 250V253L71 251V248L69 247V249L70 250H68V253H69V251H71L72 252V254H69V256L71 257L70 258V260L72 259H74V261H70L69 260V263H71V262H73V263H71V264H74V262L75 261H77L78 263L77 264H85V263H87V262H91V259H92V261H93V259H95L94 261H96V260H98L99 258V260H98V262L97 263H99V264H103L102 262H104L105 264H111L110 262H112L114 259L116 260L117 258H115V257H117V256H115V257H113L116 253H117V251L114 253V254H112L111 252V254L113 255H111V256H107V255H109L108 254V251H109V249L110 250H112V248H113V250L115 251V250H117V249H119L120 251L118 252V253H121L122 254V256H123V252H124V249H125V245H126V243L128 242L127 241V239H125L124 237H123V239H121V237L120 236H118L120 233H116V234H118V235H116V236H118L117 237V239H118V241L116 240V238L114 239L113 237H112V233H110V232H106L105 230H102L101 228H100V231H102L101 233H102V240L100 239V238H98L97 239V237H99V236H101L100 234V232L98 233V231L96 232V230H95V232L93 233L92 231L94 230V229H99V227H101L100 225L102 224V226H103V224L105 225V223H106V220H105V218H103L102 220H101V218H102V216L101 215H103L104 217H108V216H105L104 214L105 213H107L106 211L107 210H103V208H102V210L98 207V209H100V211L99 210H96L97 209V206H98V203H96L95 204V208H92V207H89V206H92V205H94V204H92V205H90V203H93V201H95L96 200V202H97V200H98V198H97V196H95V194H96V192H91V193H93V195H94V199L92 198V194L90 193V192H88V190H90L91 189V185H92V179L90 178V174H91V167H93V165L91 166V167H89L91 164H93V163H91V164H89V165H87V163L84 161L85 160V158H87L88 160H87V162L88 163H90V160H91V162H92V160L93 159H95L96 157L99 159L100 158V156H102L103 157V154L102 153H106L105 152V149H103V145H108L109 146V144H112V145H110L109 147L107 146H105L104 148H107V152L108 153H106V155H107V157L109 158V156H108V154L110 155V157H111V159H113V163L111 164V163H109V165H108V167H107V169L108 170H110V168H113V170L115 169V167L117 168L116 170V172L117 173H119L120 171H119V168H120V170H121V168H122V166H123V168L125 167V169L123 170H121V173H123V171H124V173H125V171H126V173H127V175H126V177L125 178H127V176L128 175H130V176H128L129 178H127V180H124L126 183L125 184H123V183H120V184H123L124 186L129 182V185L127 184V186L128 187H126V191H128L132 186H134L135 187V185H134V182H136V178L134 179H132V181H130L131 179L130 178H132V177H134V176H136V175H134V165H133V162L132 163H130V156H129V154H130V151H131V148H129V142L130 141H133V139L131 138L132 136H134V138H140V139H143V138H141V137H143V136H140L141 134H139L138 133V131H137V129H136V125H134L135 124V121L134 120H132V118H130V110L128 109V107L126 106V105H128L129 106V104H130V106H131V103L129 102V104L127 103L128 101H130V100H128L127 99V95H125V90L127 89H130V88H126L125 90H124V88H123V90H122V88H121V86H120V88L117 90V86L116 85H118L117 83H118V79H119V77H118V79L115 81L116 82V84H114L115 82L114 81H112V77H110L109 79H111L110 81L112 82V86L113 87H111V89L112 88H114L115 89V93H110V89H108V85H109V83H110V81H108L109 79H107V82H108V85H107V82H106V84H105V78L106 77H109L110 75L109 74H114V72H117L118 73V75L117 76H120V75H122V74H120V73H122V71H123V73H124V71H125V73L126 72H128V74L131 76L133 73H135L136 75L138 74V76L137 77H139V72H140V65L141 64H143V62H144V56H145V54H146V52H147V47L149 46V34L148 33H145V32H147L148 30H149V26H150V7L149 8H146V6L145 5H143L142 3H141V1L140 0H131L130 2H128V0H126V2L125 3H123V4H121V1L118 3V0H114L115 2H114V4H116V5H113V4H111V1H113V0H110V2H109V0H108V2H107V0H106V3H109L110 5H108V6H110L109 8H107L108 6L106 5V6H104V2H105V0H99L98 1V3L100 2V1H102V2H100V3H102L103 5H100L99 6V4H98V7L97 8H99V10H96L97 8L95 7L97 4H95L96 3V1L95 0H92L93 2H95L94 3V5H93V2H91V0H57L58 1V3L56 2V1H54V0H49V2L50 3H54L55 2V6L57 5L58 7H61V6H59V5H61L62 3H64V5L62 4V9H63V6L65 7V5H66V7H68V4L70 3V4H78L77 6H75V4L73 5V8H74V6L76 7V10H77V12L76 13H79L80 14V12H78L79 10H83V9H86V10H88L89 8H91V5H88V1L90 2V3H92V7L94 6V8H95V11H97V12H93V10H94V8H91V9H89L87 12H93V13H91L90 14V17H89V15H86L85 14V16H88L89 18H91V20H99V23H97V22H95V23H97L98 25L97 26H99L100 28L99 29H101L102 30V27H106V28H109V30H107L106 32H101V30H98V28L96 27V25H95V23L94 24H92L91 22L92 21H90V24H92V25H94V27L97 29V32H95L93 29H95L94 27L92 28V26L89 24V23H87V25H84V21H85V19L87 18H85V16L84 15H82L83 17H82V19L80 20V21H77V20H79V17H81V16H78L79 14H77V16H78V19H77V16H76V19H75V16L73 15V13L72 12H70V13H72V14H68V13H63L66 9H64V11H61V9H59L60 11H57L58 10V8L57 7H55V6H53V9H52V5H51V7L49 6L50 5V3H48V8L50 7L52 10H54V8H55V12L57 11L58 12V14H54V12L52 13L51 12V9L49 8V10L46 8V7H44L45 6V4L44 3H46V2H44V0H43V2L42 1H39V7H41V9L43 10V11H46V9H47V11H46V15L45 16H47V13H49L48 15L50 16H53V15H56V17L55 16H53V18H57L56 20L57 21H59V23L57 22L56 23V25H58V24H60L61 22H63L64 23V21H63V19H65V23L67 24V22H66V18H65V16L66 17H68V16H70L69 18H67L68 19V26L66 25V24H62L63 26H67L66 27V30L67 31H70V30H68V29H71L72 27H74L73 28V33L72 32H67V34H65V38H67V36H68V38L69 37H71V35H73L74 34V36H72L73 38L76 36V37H79L80 38V34H81V39H72V37H71V40H70V38L68 39H66V41L67 42H70V44H67V42L65 41V38L64 39H62L61 37H59L61 40H62V42L61 43H59V42H57L58 40H57V35H59L60 34V36H61V34H62V36H64L63 35V33H61V32H59V31H62V30H59L60 29V25H58L57 26V28H56V25H55V23L53 24V28H54V26H55V31H54V33H56V30H59V31H57L59 34H56V39L55 40H57V41H55L54 40V36H55V34H54V36H53V31L51 32L50 30H48V29H46V27L48 26L47 24L49 23V25L51 24L52 25V23H53V21H51V22H48V21H46V22H44L43 20H49L50 21V19L51 20H53L52 19V17L50 16L49 17V19H45L44 17L45 16H39L40 14V12H37V9L39 10L40 8H38V5H37V3H35V2H37V1H35L34 3L36 4V12H37V14H39L38 16H39V19H42V22H44V24L45 23H47L46 25L47 26H45V28L44 29H46V30H48L47 31V33L49 34V36L47 37V33H45L46 34V36H45V34H44V31L42 32L41 30L42 29H40V26L43 24V23H41V22H39V23H41V25L39 24V30L37 29L38 27H36V26H34V25H31L32 23L34 24V20H36V22H35V24L37 25V18H38V16L36 15V18H35V16L33 15V10L32 9H35L34 7H33V5H32V3H31V6H27L26 5V3L28 4V5H30V2ZM45 1H47L48 2V0H45ZM124 0H122V2H123ZM136 1V2H135ZM140 1V4L138 3V4H135V3H137V2H139ZM146 1V0H145ZM145 1H143L142 0V2H145ZM22 2H20L21 4H22ZM40 2H42V4L40 3ZM133 2H135L134 3V6H133ZM60 3V4H59ZM65 3H67V4H65ZM105 3V4H106ZM147 3L148 4H150L148 1H147ZM146 2H145V4H147ZM40 4H41V6H40ZM47 4V3H46ZM69 4V5H70ZM79 4H81V5H85V6H90L88 9L83 5L82 7H85V8H82L81 7V5H79ZM132 4V5H131ZM147 4V5H148ZM44 5V6H43ZM137 7H136V6ZM138 5H141V7L139 6L138 7ZM72 6V5H71ZM101 6H103L104 7V9H100L101 8ZM149 6V5H148ZM30 7H32V9L30 8ZM44 7V8H43ZM79 7H80V9H79ZM102 7V8H103ZM143 7V8H142ZM145 7V8H144ZM39 10V11H41V14H42V10ZM68 9V8H67ZM72 9V8H71ZM93 9V10H92ZM32 10V11H31ZM76 10H74V12L76 11ZM86 10L84 11L85 13H86ZM91 10V11H90ZM35 11V10H34ZM67 11V10H66ZM70 11V8L68 9V12ZM71 11H73V10H71ZM137 13H136V12ZM141 13H140V12ZM26 12H31L29 15L30 16H27V13ZM61 12V14H59ZM44 13V12H43ZM52 13V14H51ZM81 13H83L82 11H81ZM26 14V17H33V18H35V19H33V18H31L32 19V21L33 22H31V19H28L27 21H24V20H26V19H23V21H20L21 23H23L24 22V24H25V22H26V24H27V22L30 20V22H31V24L30 23H28L29 25H31V28L30 27H27L28 29H26L25 31H24V29L26 28V26H29V25H23V26H21L20 25V22H19V20H22V19H20V18H22V16H24ZM34 14H35V12H34ZM63 14L65 15L64 17H63ZM68 16H67V15ZM75 14V13H74ZM139 14H141L140 15V17H139V20H138V22L140 21V26L142 25L143 27H144V30H140V29H143L142 28V26L139 28V29H137V31L139 32H137V31H135V33H138V35H136V34H134L133 33V31L132 30H135L136 28H137V25H138V22H137V20H135L136 19V17L137 16H139ZM33 15V16H32ZM44 15V14H43ZM59 15V16H58ZM74 17H73V16ZM81 15V14H80ZM136 15V16H135ZM61 16V17H60ZM25 17V16H24ZM59 17V18H58ZM71 17H73V19L71 18ZM130 17H131V19H130ZM46 18H48V16L46 17ZM133 18H134V20H133ZM72 19V20H71ZM75 19V20H74ZM130 19V20H129ZM11 20V21H10ZM12 20H14L15 22H13ZM56 20H54V22H56ZM133 20V21H132ZM81 21H82V23H81ZM86 21H87V19H86ZM88 21H89V19H88ZM204 21V20H203ZM202 21V22H203ZM17 22V23H16ZM79 22V23H78ZM130 22H131V24H130ZM133 22V23H132ZM206 23H208V21L206 20L205 21ZM15 23V24H14ZM134 23H135V25H134ZM137 23V24H136ZM8 24H11V29H10V25L7 27V25ZM17 24V25H16ZM69 24H70V27H69ZM82 24V25H81ZM21 26V28L19 27V26ZM79 25H80V27H79ZM84 25V26H83ZM90 25V27L92 28H88L87 29V27H85V26H89ZM106 25V26H105ZM134 25V26H133ZM32 26L34 27V31H33V28H32ZM38 26V25H37ZM107 26H109V27H107ZM133 26V27H132ZM5 27V28H4ZM23 27V28H22ZM35 27H36V29H35ZM44 27V25L42 26V28ZM52 27V26H51ZM62 27V26H61ZM130 27H132V28H130ZM136 27V28H135ZM3 28H4V30H3ZM7 28H9V30L7 29ZM49 28V27H48ZM64 27H62V29H63ZM120 28H122V30L120 29ZM128 28H130V29H128ZM43 29V30H44ZM65 29V28H64ZM64 29H63V31L62 32H65L64 31ZM146 29H148V30H146ZM36 30H38V31H36ZM46 30H45V32H46ZM54 30V29H53ZM72 30V29H71ZM92 30V31H91ZM106 30V29H105ZM104 30V31H105ZM124 30V31H123ZM125 30L127 31V32H125ZM128 30H130V31H128ZM140 30V31H139ZM146 30V31H145ZM23 31H24V33H23ZM89 31V32H88ZM93 31L96 33V34H98V36L95 34L94 35V33H93ZM27 32V33H26ZM37 32V33H36ZM93 34H92V33ZM24 34V36L23 37H29V40L31 39H35V40H32L33 42L35 41L36 42V40L38 39V41L37 42H39V43H41L42 42V40H43V38H48L49 39V37L51 38V39H53V40H51V41H53V43H52V45L53 44H55V42L57 43V44H55L54 46H52V45H48V44H46L45 43V41H46V39H44V44H46L45 46H46V48L44 47V44H36V46L34 45L35 43H33V42H27V41H29V40H25V38H22L21 39V37H22V35ZM72 33V34H71ZM102 34V33H104V35L106 34V35H109L108 37H111L112 39H113V41H115L114 42V44H116V45H112V47L114 46V48H111V49H116L117 48V54H115V52H113V50H111L110 52H113V53H111V55H108L110 58H109V60L111 59V57L112 56H114L115 57V59H116V57H117V59H118V62H117V60H116V62H115V65L113 66V68H115V70H113L112 68V71L113 72H110V71H104V68H105V70L106 69H108L109 67H105V66H101V63H99L100 65H98V62H100L99 60H97L98 62H95L96 63V66L95 65H93L94 66V68H92V64H95L94 62L91 64V61H90V67L89 66H87V64L86 63H83V64H80L79 63V61H82L83 62V60H82V58L83 57H81V60L79 59L78 60V64L77 63H74V61H71V59H69L70 57V53H71V55L73 54L72 53V48H73V45L72 44H76V45H74V46H78L79 45V41H80V44H84V42H85V44L83 45L84 47V49L86 48V50H81L82 52H84V51H86L87 52V50H90V43L91 42H97V41H95L98 37H99V35L100 34ZM126 34H128V35H126ZM131 34V35H130ZM134 34V36H132ZM67 35V36H66ZM103 34H102V36H104ZM113 37H112V36ZM53 36V37H52ZM83 36V37H82ZM97 36V37H96ZM101 36V35H100ZM115 36V37H114ZM132 36V37H131ZM85 37V38H84ZM96 37V38H95ZM105 37H107V36H104V37H102V41H104L105 40ZM108 37L106 38V39H108ZM126 38V39H123V38ZM136 37V38H135ZM83 38V39H82ZM103 38H104V40H103ZM111 38H109L110 40L109 41H112L111 40ZM114 38H115V40H114ZM123 39L122 41H118V39ZM23 40V41H21V42H23V44L21 43V42H19V40ZM85 39V40H84ZM100 38H98L97 40H99ZM27 42V43H24L25 41ZM63 40L66 42L65 44H64V42H63ZM75 40V42H73ZM77 40V41H76ZM79 40V41H78ZM82 40H84V42L83 43H81L82 42ZM18 41V43L19 44H21L22 46H24V47H22L21 46V48H19L20 46H17V44L18 43H16ZM41 41V42H40ZM50 39H49V41H48V43L50 44ZM86 41H87V43H86ZM106 42L108 41V40H105ZM104 41V42H105ZM112 41V42H113ZM36 42V43H37ZM47 42V41H46ZM73 42V43H72ZM105 42V43H106ZM98 43H100V41L98 42ZM105 43H104V45H105ZM109 43V42H108ZM107 43V44H108ZM111 43V42H110ZM110 43L108 44V45H110ZM18 44V45H19ZM25 44H26V46H25ZM28 44H30V45H28ZM102 44V43H101ZM112 44V43H111ZM41 46V47H43V48H45V50L43 49V50H40L39 51V48H37V46ZM66 45V46H65ZM68 45H72L71 47L69 46V48H71V51H70V49L68 48ZM28 46V47H27ZM55 46H58L57 48L55 47ZM64 46H65V48L67 49V50H65L64 49ZM82 46V45H81ZM115 46H117V47H115ZM52 47H53V49L55 50V48H56V50L55 51H53V49H52ZM55 47V48H54ZM106 47V46H105ZM48 48V49H47ZM64 49L63 51H67L66 53H67V56H68V59H69V61H64L65 59L64 58H62V55L64 54L63 52H62V50H60V53H59V49ZM41 49V48H40ZM74 50V56L76 57V55H75V48H73ZM80 49H82V47L81 48H79V50ZM103 49H104V46H103ZM109 49H110V47L108 48V47H106L105 48V51H109ZM77 50H78V48H77ZM43 51V52H42ZM50 51V52H49ZM57 51V52H56ZM70 51V52H69ZM79 52V53H82V52ZM107 51V52H108ZM42 52V53H41ZM51 52H53L51 55L49 54V53H51ZM24 53L26 54V56L24 55ZM68 53H69V55H68ZM88 53H89V51H88ZM19 54H21L20 56H19ZM55 55V56H53V57H50V56H52V55ZM57 54H59L60 56H58ZM77 54H78V52H77ZM85 54V53H84ZM65 55V54H64ZM63 55V56H64ZM80 55H82V54H80ZM86 55V54H85ZM117 55V56H116ZM23 56V57H22ZM25 56V57H24ZM57 56L60 58H62V61H61V59H56L57 58ZM66 56V55H65ZM74 56H71L72 58H74ZM108 56H106V57H103L104 59L106 58L107 59V57ZM78 57H79V55H78ZM78 57H76L75 59L77 60L78 59ZM113 57V58H114ZM20 58V60H18V61H16L17 59H19ZM21 58H23V59H21ZM28 58V59H27ZM86 58V57H85ZM101 58V57H100ZM113 58H112V60H113ZM64 59V60H63ZM67 59V58H66ZM95 59V58H94ZM97 59V58H96ZM120 59V60H119ZM26 60V61H25ZM73 60V59H72ZM85 60V59H84ZM103 60V59H102ZM20 61V62H19ZM58 61H61V62H63V63H60V62H58ZM106 61H108V60H106ZM16 64H15V63ZM28 62V63H27ZM30 62V63H29ZM65 62H67V64H65ZM68 62H70L69 64H71V65H73L71 62H73L75 65H76V67H77V69H75L76 67H75V65H73L75 68H73L72 66L70 67L69 66V64H68ZM102 62V61H101ZM13 63L15 64V65H13ZM18 63L20 64L21 63V65L19 66L18 65ZM24 63V64H23ZM27 64H29L28 65V67H27ZM63 64H65V65H62ZM102 64H104V63H102ZM107 64V63H106ZM111 64H113V63H111ZM7 65H9V66H7ZM17 65V66H16ZM23 65V66H22ZM31 65H34L35 66V71L34 70H32V68L34 69V67L33 66H31ZM66 65H67V67H66ZM78 65H79V67H78ZM108 65H109V62H108ZM32 67L30 70H28L30 67ZM46 66L48 67L47 69L49 70V69H53V70H50V72L49 71H47V69H46ZM69 66V67H68ZM83 66V67H82ZM86 66H87V68H86ZM99 68H98V67ZM111 66V65H110ZM10 67V68H9ZM17 67V68H16ZM21 67V68H20ZM23 67V68H22ZM27 67V68H26ZM82 67V68H81ZM86 68V70H87V73H85L86 72V70H85V68ZM96 67H97V69L98 70H100V71H98V73H101V75L99 74V76L101 77H99L98 75H95V74H97L96 72H94V71H96ZM102 67V68H101ZM12 68V69H11ZM17 70H16V69ZM39 68V69H38ZM84 68V69H83ZM91 68H92V71H93V73H92V71H91ZM13 69H15L14 71H13ZM21 70L22 69V72L23 73H21V75H22V77H19V76H21L20 75V72H19V70ZM23 69H24V71H23ZM109 70V69H108ZM131 70V72H129ZM133 70V71H132ZM40 71V72H39ZM55 71V72H54ZM63 71V72H62ZM91 72L92 74H90V73H88V72ZM103 71V72H102ZM10 72V73H9ZM41 72H46V74H44V73H41ZM52 72V73H51ZM57 72L59 73V74H57ZM110 72V73H109ZM28 74L27 76H25L26 74ZM54 73H56V75L58 76V77H60L61 75H63L62 76V78H58ZM102 73L104 74V75H106V77H104V75H103V77H104V79L102 80ZM109 73V74H108ZM132 73V74H131ZM3 76H2V75ZM7 74V75H6ZM30 74V75H29ZM39 74V75H38ZM42 74H43V76H42ZM47 74H50V75H47ZM54 76H52V75ZM88 74H90V78L88 77ZM115 75H116V73H115ZM114 75V76H115ZM126 75H127V73H126ZM126 75H124V76H126ZM2 76V77H1ZM17 76V79H15V77ZM31 78H30V77ZM39 76V77H38ZM42 76V77H41ZM67 76V77H66ZM91 76H92V78H94V79H92L91 78ZM112 76V75H111ZM129 76V77H130ZM134 76V75H133ZM10 77V78H9ZM19 77V78H18ZM52 77V78H51ZM68 77H71V80L70 79H67ZM87 77H88V80H87ZM126 78V79H124L123 78V75H122V78L124 79V80H127V79H129V81L130 82H132L133 81V79H132V81L130 80L131 78ZM136 77V76H135ZM8 78V79H7ZM14 78V79H13ZM21 78V80H22V82H21V80H19ZM31 80H30V79ZM38 78V79H37ZM44 78V79H43ZM50 78H51V80H50ZM56 78V79H55ZM65 78H66V81L68 82H66V83H64V81H65ZM132 78H134V77H132ZM48 81H47V80ZM57 79H58V81H57ZM96 79V80H95ZM97 79H100L101 80V82H102V84H103V86H104V84H105V86L104 87H107L106 89H104V87L102 86V84H101V82H100V80L98 81ZM121 79V78H120ZM122 79V80H123ZM138 79V78H137ZM136 79V80H137ZM7 80V81H6ZM60 80V81H59ZM64 80V81H63ZM91 80V81H90ZM93 80H95L94 82H92ZM114 80H115V77H114ZM122 80L120 81V82H122ZM135 80V79H134ZM24 81V82H23ZM27 81H28V84H29V86L28 85H26L27 84ZM31 81V82H30ZM70 81H72V82H70ZM84 81V82H83ZM138 81V80H137ZM8 82V83H7ZM50 82V83H49ZM51 82H54V85L51 83ZM59 82V83H58ZM85 82H86V84H85ZM88 82H91V83H89V85L87 84ZM135 82V81H134ZM21 83H22V85H21ZM23 83H24V85H23ZM46 83V84H45ZM47 83H49V86H47L48 84ZM58 83V84H57ZM72 83V84H71ZM79 83H81V84H79ZM84 83V84H83ZM97 85H96V84ZM98 83H100L101 84V86H100V84H98ZM123 83V82H122ZM125 83V82H124ZM126 83H129V82H126ZM125 83V84H126ZM5 84H8V85H6L5 86ZM65 86H64V85ZM71 84V85H70ZM79 86H78V85ZM111 84V83H110ZM134 85H135V83H133ZM3 85L5 86V87H3ZM54 87H53V86ZM56 85H58L59 86V88H56ZM74 85V86H73ZM76 85V86H75ZM85 85H87L86 86V88L84 87ZM96 87H95V86ZM124 85V84H123ZM127 85V84H126ZM129 85V84H128ZM132 85V84H131ZM64 86V87H63ZM71 86H73V87H71ZM78 86V87H77ZM99 86V87H98ZM111 86V85H110ZM109 86V87H110ZM119 86V85H118ZM130 86V85H129ZM133 86V85H132ZM7 87V88H6ZM10 89H9V88ZM25 87H27V88H25ZM31 87H33L32 89H34L35 88V92H34V90L33 91H31L30 89H31ZM54 89H53V88ZM70 87L73 89V90H71L70 89ZM88 87V88H87ZM91 87H94V88H96V89H93V88H91ZM98 87V88H97ZM100 87H102L103 88V90H102V88H100ZM6 89V90H4V89ZM13 88V89H12ZM74 88H76L75 90H74ZM85 88V89H84ZM7 89H8V91H7ZM25 89H27L28 91H26ZM39 89V90H38ZM64 89V90H63ZM79 91H78V90ZM83 89V90H82ZM93 89V90H92ZM97 89H99V91H97ZM1 90H3V91H1ZM61 90V91H60ZM67 90V91H66ZM77 90V91H76ZM104 90H105V92H104ZM109 90V91H108ZM113 90V89H112ZM65 91V92H64ZM68 91L70 92V94L71 95H73V96H75V97H73V96H71L70 94H68ZM97 91V92H96ZM100 91H102V92H100ZM26 92V93H25ZM28 92V93H27ZM34 94H33V93ZM38 92V93H37ZM61 92H62V95H58V93H60L61 94ZM72 92V93H71ZM75 92V93H74ZM81 92H83V93H81ZM96 92V93H95ZM107 92H108V94H107ZM25 95H23V94ZM37 93V95L35 96V94ZM85 93V95H83ZM97 93H99V94H97ZM102 93V94H101ZM127 93V92H126ZM129 93V92H128ZM20 94H22V95H20ZM40 94H41V96H40ZM76 94V95H75ZM80 96V98H78L79 96ZM89 94V95H88ZM92 94V95H91ZM96 94V95H95ZM101 94V95H100ZM112 95V97H110L111 95ZM114 94V95H113ZM3 95V96H2ZM66 95V96H65ZM68 95V96H67ZM90 97V98H92L93 100H91L88 96ZM91 95V96H90ZM94 95V96H93ZM21 96V97H20ZM39 96V97H38ZM63 96V97H62ZM116 96H117V98H116ZM129 96V95H128ZM24 97V98H23ZM34 97H35V99H34ZM73 97V98H72ZM84 97H87V99L86 98H84ZM94 97V98H93ZM100 97H102V98H100ZM105 97V98H104ZM20 98V99H19ZM76 98V99H75ZM82 98H83V100H82ZM96 98H97V100H96ZM114 98V99H113ZM116 98V99H115ZM38 99V100H37ZM78 99V100H77ZM89 99H90V101H89ZM99 99H101V100H99ZM105 99H106V102H105ZM121 99V100H120ZM123 99V100H122ZM20 101V103H19V101ZM38 101V102H37ZM99 101V102H98ZM117 101H119L118 103L119 104H117ZM125 101H127V102H125ZM38 103V105H37V103ZM43 103V106H42V103ZM91 102V103H90ZM101 102V104H99ZM104 102H105V105H103L104 104ZM126 104L125 106H123L124 105V103ZM84 105H83V104ZM41 104V105H40ZM81 104H82V106H81ZM89 104H91V105H89ZM96 104V105H95ZM22 105H25V106H22ZM57 105V106H56ZM58 105H60V106H62V107H64V108H61L60 106H59V108H58ZM94 105V106H93ZM115 105H119L120 106V111L118 110V107L117 106H115ZM22 106V107H21ZM95 108H93V107ZM96 106V107H95ZM101 106H104V108H105V110H104V108H103V112H101V113H99V114H96V112L95 111H97V113L98 112H100L99 110H102V107ZM115 106V107H114ZM24 107H27L26 109H24ZM85 107V108H84ZM109 107V108H108ZM115 109H114V108ZM117 107V108H116ZM126 108L125 110H127L128 109V111H127V113H126V111L123 109V108ZM37 108V109H36ZM56 108V109H55ZM57 108H58V113L60 114H58L59 116H62V118L61 117H57V113H55V112H57ZM67 108V110H65ZM82 108H84L85 110H84V113H81V110L83 111V109ZM101 108V109H100ZM130 108V107H129ZM28 109V110H27ZM98 109V110H97ZM111 109V110H110ZM123 109V110H122ZM24 111V113L22 112V111ZM27 110V111H26ZM109 110V111H108ZM35 111H38V112H36L35 113ZM70 111H71V114H70ZM92 111V112H91ZM124 111H125V113H124ZM76 114H75V113ZM106 112H107V116H105L106 115ZM108 112H109V114H108ZM112 112V113H111ZM114 112H118V114H116V113H114ZM38 113V114H37ZM63 113H65L64 114V116L66 117V114H67V118L68 119H65V117H63ZM123 115L122 113H124V115H125V118H124V116L123 117H121V115ZM129 113V114H128ZM131 113H132V111H131ZM81 114H83L82 116L84 117H82V116H78V115H81ZM94 114H96V116H98V117H95V118H101V117H103V118H101V119H104V121H106V120H108L111 124H112V126L111 125H108L109 126V128H111V129H109L108 127H107V125H105V124H107L106 122H108V121H106L105 122V124L103 123H101L100 124V122L102 121V120H100V122H99V120L98 119H95V120H93V115ZM115 114V115H114ZM126 114H127V116H126ZM47 115V117H45ZM70 115V116H69ZM73 115V116H72ZM75 115V116H74ZM103 115V116H102ZM109 115V116H108ZM111 115H114L113 116V118H111ZM57 117V119H54V117ZM78 116V117H77ZM95 116V115H94ZM119 116V117H118ZM48 117H50V119L48 118ZM55 117V118H56ZM118 119V120H116V118ZM126 117H128V119H126ZM46 118H47V120H46ZM64 118V119H63ZM74 118H78V120H79V123H81L82 121H84V122H82L81 124L83 125L85 122H88V124L89 125H91V123H92V126L93 125H96V127H92V126H90V128L89 129H87V127L86 126H88L89 127V125H85L84 124V126H82V125H79V124H77L79 127H81V128H75V127H73V126H75L74 124H73V122L75 121V122H78V120L77 119H74ZM81 118H82V121H81ZM119 118H120V120L121 121H123V122H121L120 121V124H121V128H120V124H119ZM125 120H124V119ZM131 120H130V119ZM52 119H54L55 121L57 120V123H59L60 124V122L62 121L61 119H63L64 121H62L61 123L62 124H60V125H63V124H67L66 125V127L65 126H60L59 127V125H57L56 123H54L55 121H53ZM110 119V120H109ZM123 119V120H122ZM23 120V121H22ZM48 120H50V121H48ZM58 120H60V122H58ZM69 121V122H67V121ZM71 120H73V122L71 121ZM98 122H97V121ZM113 120H114V122L116 123V125L115 126H113L114 125V123H113ZM127 120H129V122H132L131 124H129V122L128 123H126L127 122ZM26 121H28L29 123H27ZM71 121V122H70ZM96 121V122H95ZM133 121H134V123H133ZM19 122H21V125L19 126V128H18V125H19ZM46 122H47V124L48 125H45L46 124ZM65 122V123H64ZM103 122V121H102ZM50 123H51V128L49 127L50 126ZM73 124V126H72V124ZM109 123V124H110ZM126 124L127 126H129L130 128H132V129H130L129 131L128 130H125V129H128L129 127H127L126 125H124V124ZM2 124V125H1ZM25 126V124H26V126L24 127L23 125ZM31 125V128H30V125ZM38 124V125H37ZM118 124V125H117ZM137 124V123H136ZM34 125V126H33ZM44 125L45 126H47L48 128H49V130L50 131H45V130H48V128L46 129V128H44ZM52 125H56L57 126V130H56V127L54 128V126L52 127ZM106 127H105V126ZM132 125V126H131ZM21 126H22V129L24 130V133L23 132H18L19 130H21ZM105 128H108V130H112L113 131V128H115L114 129V131H113V133L112 134H114V132H115V135H117V133H118V135H117V137L115 136V135H111V138L112 139H108V137H107V139H106V137H104V136H102V134L100 133V132H102V130L103 129H105ZM111 126V127H110ZM116 126H117V128H116ZM125 126V127H124ZM34 127V128H33ZM86 127V128H85ZM93 129H92V128ZM119 127V128H118ZM123 127H124V129H123ZM127 127V128H126ZM18 128V129H17ZM33 128V129H32ZM54 128V129H53ZM60 128H62V129H60ZM64 128H66V130L67 131H65V129ZM75 128V129H74ZM3 129V130H2ZM32 129V130H31ZM59 129V130H58ZM76 129H78V130H76ZM118 129V130H117ZM121 129L123 130V131H121ZM56 130V131H55ZM89 130H91L93 133L95 132V134H91L92 132L91 131H89ZM179 130H181V129H178L177 131H179ZM52 131V132H51ZM65 131V132H64ZM89 131V132H88ZM100 131V132H99ZM111 131V132H112ZM117 131H120V132H117ZM177 131H174V133L175 132H177ZM86 132L89 134L88 136H87V134H86ZM110 132V133H111ZM123 132H125V134L123 133ZM128 132H131V133H128ZM56 133V134H55ZM60 133H61V135H63V136H59L60 135ZM66 133H68V135L66 134ZM121 133V134H120ZM123 133V134H122ZM127 133V134H126ZM169 134V133H167V135H168V137L166 136V140H167V146L168 145H170L169 146V150L167 149L168 147L166 146V148H165V144L166 143H163V144H161V145H163L162 147H163V150L162 149H158V151H156L157 149H156V145L157 144H159V142L157 143V141H156V143L157 144H155L154 143V140L152 141L151 139L152 138H150V151L151 150H153L154 151V155H155V152H156V155L155 156H158V158H159V152H163V151H167L168 150V152L166 153V154H168V153H170V151H171V153L172 154H169L168 156H167V158H166V155H165V159H164V157H160L163 161L162 162H166V164H168V161H169V164L170 165H172V163H173V165L175 164H178V163H181V164H183V163H185L184 161H186V159L187 160H189L190 158H192V160H193V158L194 157H196L195 159H194V162L196 163V159H197V161H200V160H198L199 159V156L198 155H200V154H194V157H191V152H190V147H192L193 148V146L195 145V144H192L191 145V142H188L187 144L185 143L187 140H188V138H189V140H190V137L188 136V138H187V140H184V138L183 139H181L180 137L181 136H183V133H182V131H181V133H182V135L181 134H179L178 132H177V134L178 135H180V137L179 136H177V134L175 135V134ZM25 134V135H24ZM34 134V135H33ZM46 134H48V136L46 135ZM50 134H51V136L53 137H51L50 136ZM67 136H66V135ZM69 134L70 135H72V136H69ZM76 134V135H75ZM79 134H80V136L82 135L83 137H81V140L83 139V142H81V140H80V136H79ZM97 134H99L98 136L100 137V134H101V136L102 137H104L105 138V140H107V142L105 141V142H100V141H102V140H100L101 139V137L97 140V138H98V136H97ZM131 134V135H130ZM37 135V136H36ZM58 135V136H57ZM75 135V137L73 138V136ZM93 135V136H92ZM97 136V138L95 139V143L93 142L94 141V137H96ZM121 135V136H120ZM123 135V136H122ZM143 135V134H142ZM170 135L172 136L173 135V137H170ZM34 136V138L36 139H34L33 138V140H34V142H33V140L31 141V137H33ZM51 137V140L48 138V137ZM56 136V137H55ZM64 136H66V137H64ZM85 136V137H84ZM129 138H128V137ZM131 136V137H130ZM174 136H176L178 139L180 138L183 142H184V144H186V150H185V152L186 151H189V152H187L188 154L187 155H189V159H188V156L187 155H185L184 154V147H185V145L183 144V142L182 143H179V142H181V140L179 139V142L177 141L176 142V137H175V141L173 140V144H172V146H171V142H172V139L174 138ZM185 136H186V134H185ZM2 137H4V138H6L5 140H6V143H5V140H4V138L2 139ZM30 137V139H28ZM37 137H39L38 139H37ZM70 139H69V138ZM90 137H91V139H90ZM164 137H165V135H164ZM48 138V139H47ZM58 138H60L61 140H58ZM64 139V141L65 142H63V139ZM65 138H67V139H69L68 141H67V139L65 140ZM104 138H103V141H104ZM115 138L117 139V140H115ZM121 138V140H119ZM123 138V139H122ZM124 138L126 139V140H128L127 141V144L128 145H126V143H124L126 146H128V147H123L124 149L122 150L121 148L120 149H118V147L116 148L117 150V152L116 151H114L115 149H113V151L114 152H116L117 154H118V156H119V159H118V156L117 155H115V153L114 154H112L110 151H109V149H111L112 147H114L115 148V146H117V144L118 143H122V146H124L123 145V142H125V141H122V140H124ZM168 138H171V142H169V144H168V141L170 140V139H168ZM71 139H73V143H70L71 141ZM74 139H76V140H74ZM87 139V140H86ZM88 139H89V141H90V143L89 142H87L86 143V141H88ZM131 139V140H130ZM186 139V138H185ZM40 140V141H39ZM50 140V141H49ZM58 140V141H57ZM97 140V141H96ZM109 140H111V141H109ZM1 141L3 142L2 144H1ZM28 141H30L29 143H28ZM59 141H62L63 143H59ZM74 141L76 142L75 144L76 145H78L79 144V147L78 146H75V144H74ZM79 141V142H78ZM122 141V142H121ZM20 142H22V144L20 143ZM78 142V143H77ZM80 142H81V145L84 147V144L86 145V147H84V148H86V150L87 151H85V149L80 145ZM7 143L9 144L10 143V145L9 146H7ZM68 143V144H67ZM83 143V144H82ZM92 143V144H91ZM104 143V144H103ZM176 143H177V145H176ZM179 143V144H178ZM190 143V147L188 148V144ZM33 144V145H32ZM39 144V145H38ZM61 144V145H60ZM89 144L91 145V146H89ZM98 144V145H97ZM100 144H103L102 146H101V148L99 147V145ZM159 144V145H160ZM183 144V145H182ZM15 145V146H14ZM19 145H21V146H19ZM23 145V146H22ZM32 145V146H31ZM64 145V146H63ZM66 145V146H65ZM69 145V146H68ZM88 145V146H87ZM95 145V146H94ZM160 145V146H161ZM179 145H181V148H183L182 150H181V148L178 150V146ZM5 146H7V147H5ZM25 146V147H24ZM36 148H35V147ZM61 146V147H60ZM92 146H94V147H92ZM112 146V147H111ZM120 146H121V144H120ZM131 146V145H130ZM174 146V147H173ZM184 146V147H183ZM197 146V145H196ZM196 146H194L196 149H197V147ZM15 147V148H14ZM28 147V148H27ZM38 147H40V148H38ZM44 150H46V151H43V149ZM62 147H64V148H62ZM66 147V148H65ZM68 147V148H67ZM75 147H77V148H75ZM82 147V148H81ZM151 147H153V148H151ZM157 147H159V146H157ZM172 147L175 149V151H174V149H172ZM205 148V150H204V148ZM20 148V149H19ZM35 148V149H34ZM38 148V149H37ZM70 148H72V149H70ZM82 149V150H80V149ZM89 148V149H88ZM94 148V149H93ZM98 148H99V150L100 151H104V152H99V150H98ZM127 148V149H126ZM130 150H129V149ZM159 148H161V147H159ZM165 148V149H164ZM172 150H171V149ZM198 148H200L201 149V152L204 154V152L202 151V150H204V151H206L207 152V154H208V152L209 151H211L210 153H215V152H212L213 150L211 149V148H206L205 146H203V145H199V147ZM203 148V149H202ZM30 149V150H29ZM48 149V150H47ZM62 149H65V151L64 150H62ZM76 151V152H74V150ZM77 149V150H76ZM92 149V150H91ZM97 149V150H96ZM102 149V150H101ZM187 149H189V150H187ZM194 149V148H193ZM196 149H194V151L193 152H195V150ZM200 149H198L197 151H199ZM207 149L209 150V151H207ZM211 149V150H210ZM224 149H226V148H224ZM229 150L231 149V148H228ZM26 150H28V151H26ZM36 151V152H34V151ZM39 150V151H38ZM80 150V151H79ZM91 150V154L89 153V151ZM112 150V149H111ZM120 150H122V151H120ZM183 152H181V151ZM229 150H226V151H224L223 153H221V151H220V153L221 154H223V155H225L224 157H223V155H221V156H216V153H215V155L214 154H211V155H214L215 157L212 159V157H208V159H212L214 162H216L217 163V160H218V158L219 157H223V158H225L226 159V156H227V154H228V151ZM232 150V149H231ZM230 150V151H231ZM8 153V154H10V156L11 157H9L8 156V154L6 153V152ZM23 151V152H22ZM25 151V152H24ZM43 151V153H41ZM47 151H50V153H48ZM78 151V152H77ZM96 153H95V152ZM179 151V152H178ZM22 152V153H21ZM27 152H33V155H32V153H30V155H29V153H27ZM38 152H40V153H38ZM46 152H47V154H46ZM88 152V153H87ZM124 152V154H122ZM157 152H158V154H157ZM161 152V153H162ZM192 152V153H193ZM206 152H205V154H206ZM225 152H227L226 154H225ZM3 153V155H1ZM39 155H38V154ZM66 153V154H65ZM74 153L75 154H79V157H77V155L75 156V157H73L74 156ZM100 154L101 153V155L99 156V155H92V154ZM129 153V154H128ZM160 153V154H161ZM174 153V154H173ZM196 153H198V152H196ZM201 153V154H202ZM5 154H7V156L5 155ZM35 154H36V157H35ZM41 154V155H40ZM44 156H46V157H43V155ZM52 154V155H51ZM73 154V155H72ZM119 154H122L123 156H121V155H119ZM125 154L126 155H128V156H125ZM164 153H162L161 154V156L163 155ZM185 157H187L186 159L184 158V156ZM206 154V155H207ZM5 155V156H4ZM51 155V156H50ZM53 155H54V157H53ZM68 155H72L71 156V159H70V157H68ZM90 155H92L91 157H92V159H91V157H90ZM105 155V154H104ZM171 155L173 156V157H171ZM209 155V154H208ZM218 155V154H217ZM2 156H4L3 158H2ZM23 156V157H22ZM26 156H28V157H26ZM40 156H42V157H40ZM48 156H49V160H52L51 162L49 161V162H47L48 161ZM94 156V157H93ZM99 156V157H98ZM115 156H117V162H115L116 161V157ZM164 156V155H163ZM201 156V155H200ZM14 157V158H13ZM25 157V158H24ZM32 157H33V159H34V161H35V163H37V164H34V161H31L32 160ZM53 157V158H52ZM89 157H90V159H89ZM101 157V158H102ZM114 157V158H113ZM121 157V158H120ZM169 157V158H168ZM198 157V158H197ZM202 157H203V155H202ZM205 157V156H204ZM4 158H6V159H4ZM12 159V161L11 160H9L8 161V159ZM19 160H18V159ZM20 158L21 159H23V160H20ZM44 158V159H43ZM47 158V159H46ZM52 158V159H51ZM69 158V159H68ZM73 158V159H72ZM77 158L80 160V159H84L83 160V163H81V162H79V160H77ZM159 158V159H160ZM220 158V159H221ZM223 158H222V160H223ZM229 158V157H228ZM14 159H16V160H14ZM57 159V160H56ZM60 159V160H59ZM76 159V160H75ZM104 159H107V158H104ZM110 159V158H109ZM115 159V160H114ZM158 159V160H159ZM160 159V160H161ZM167 159V160H166ZM173 159V160H172ZM174 159H176V160H174ZM200 159H202V158H200ZM207 159V158H206ZM214 159H216V160H214ZM219 159V160H220ZM231 159V158H230ZM229 159V160H230ZM14 160V161H13ZM18 160V161H17ZM47 160V161H46ZM54 160H55V163H54ZM68 160H69V162H70V160H71V162H73L74 163V165L72 166H70V164H72L71 162H70V164H69V162H68ZM73 160V161H72ZM120 160V163H121V167L120 166H118V165H120V163L118 162ZM160 160H159V162H160ZM192 160H190V161H187L188 162V164L190 165V164H193L192 166L194 167L193 168V174H195L196 172L195 171H199V172H197V173H202V172H204V171H202V172H200L201 170H202V167H200L201 168V170H198V167H197V170H194V169H196L195 168V166H197L198 165V162H197V164L195 165L194 163H189V162H193ZM203 160V161H202ZM201 161L203 162V167L205 166V165H207V164H209L210 162H211V160H210V162L209 163H204V160H205V158L204 159H202ZM222 160H220L218 163L220 164V162L222 161ZM227 160V159H226ZM5 161V162H4ZM21 162V163H16V162ZM23 161L27 164V166L25 165V163H23ZM58 161V162H57ZM94 161V160H93ZM98 161V160H97ZM105 161V160H104ZM109 160H107V162H108ZM111 161V160H110ZM123 161V162H122ZM171 161H179V162H172L171 163ZM225 161V160H224ZM8 162H11V163H8ZM56 162H57V164L58 163H60V164H58V165H56ZM79 162V163H78ZM85 162V163H84ZM106 162V161H105ZM161 162V163H162ZM164 162V163H165ZM205 162H206V160H205ZM223 162V161H222ZM226 162L227 161H225V163H224V166L222 165V166H219L218 164L217 165H215V168H216V171H217V174L215 175L214 174V176H216V178L215 179H213V180H215L216 182H214L213 180H212V178H213V176H212V178H210V180L208 179V178H206V180H208L205 184H204V182H205V180H204V175H202V177H201V174H196V176L197 175H200L199 177H200V185L202 186V181H204L203 182V184H204V189L205 188H207V190H208V192H205V190L203 191L202 190V187H201V191H203L204 193H205V195H203L202 194V199H203V204H199V205H202V207H204L205 208V205L207 206V205H210V209H212L213 210V213H214V207H213V205H214V201L217 199V197H216V199H214V201L212 200L213 199V196H211L212 194L214 195V197H215V194L212 192L211 193V191H213L214 189H216V184L217 185H219L220 184V186H217V187H219L218 188V190L221 188V190H220V192L217 190H215L216 192H218L217 193V195L216 196H218V199H219V197H223L222 199L220 198V202H222V203H224L226 206H227V208L228 209H225L226 211H225V213L227 212V211H231L229 214H231L230 216H232L233 217V215H235V214H233L232 215V213H239L240 212V216H239V218H237V216H235V219L237 218V219H239V220H235L234 219V217H233V221H235V222H239V224H243V226H242V224H241V227H240V225L238 224V222H237V224H238V229L236 230V227H237V225L235 226V223L232 221V219H231V221L234 223V224H232V226L234 225V227H235V230L237 231V232H239L240 230H243V231H240L239 232V235H240V233L242 234V235H245L246 236V234H247V236L245 237V236H243V237H245V239H247V242L248 243H252L253 244V242H252V240L254 241V243L255 242H257L256 240L257 239H259V243H260V241H262V240H264L263 238H264V234H263V238L262 237H260V235H262L261 233H263V232H261V231H264V216L262 215V213H264L263 212V208H264V202H263V198L261 199V197H260V195L261 194H263L262 193V191H261V189H264V187H262L261 188V186L262 185H259V184H261V183H259V184H257L258 186H256V184L254 183V184H252L251 185V183H249L251 186H253V185H255L254 187H251V188H254V190L258 187H260L261 189H259V191H258V189H256L254 192L252 191V189L251 190H248V188H249V186L250 185H248V187H247V182L244 184V185H246V186H244V185H242L243 183L242 182H239V179H240V177L242 178V181L244 182V180H245V174H246V172H244V171H247L246 169H248L247 168V166H246V169H244L245 167V165H242L241 163L242 162H240V161H238V162H236V161H234L233 163L234 164H237L236 166H238L237 168L235 167L233 170H235V169H238V168H240V169H238V171L237 170H235L236 171V173L237 174H239V175H244V177L243 176H239L238 177V175L237 174H235V175H233L232 174V177H231V173H230V176H228V174H227V172H233V170L232 171H228L229 169L231 170L232 168L230 167L229 168V166H227V164H226ZM231 162V161H230ZM230 162H228V164L230 165ZM15 163L17 164V165H15ZM33 163V164H32ZM76 163V164H75ZM117 163V164H116ZM124 163V164H123ZM163 163V164H164ZM215 163V164H216ZM21 164V165H20ZM52 164V165H51ZM61 164H63V165H61ZM78 164V165H77ZM106 164H108V163H106ZM116 164V165H115ZM131 164H132V166H131ZM165 164V165H166ZM202 164V163H201ZM205 164V165H204ZM211 164H213V162L211 163ZM223 164V163H222ZM6 165V166H7ZM26 166V168H25V166ZM36 167H35V166ZM39 165H41V167L39 166ZM50 165V166H49ZM54 165H55V167H54ZM59 165H61V167H59ZM110 165H112V166H114V167H112V166H110ZM173 165H172V167H173ZM195 165V166H194ZM210 165V164H209ZM221 165V164H220ZM240 165V166H239ZM16 167V168H14V167ZM20 167V169L18 170L17 168L18 167ZM39 166V168H37ZM43 166V167H42ZM52 166H53V168H54V170H55V172L56 173H54L53 171V169H52ZM76 166V167H75ZM78 166V167H77ZM168 166V165H167ZM178 166H179V164H178ZM177 166V167H178ZM182 166V165H181ZM180 166V167H181ZM186 165H184V167H185ZM201 166V165H200ZM208 166V165H207ZM206 166V167H207ZM211 166V165H210ZM214 166V165H213ZM226 166L228 167V169H226ZM231 166V165H230ZM235 165H233L232 164V167H234ZM24 167V168H23ZM50 167H51V170H50ZM58 167H59V169H58ZM170 167V166H169ZM171 167V168H172ZM186 167H188V166H186ZM191 167V166H190ZM205 167V168H206ZM220 167H225V168H223L224 169V171H220V170H223V169H221L220 168V170H219V168ZM22 168H23V170L24 171H22ZM44 168H45V170H44ZM74 168V169H73ZM205 168L203 169V170H205ZM211 168V167H210ZM213 168V167H212ZM242 168H243V170H242ZM15 169V170H14ZM26 169H28L26 172H25V170ZM39 169V170H38ZM131 169V170H130ZM182 169H184V168H182ZM182 169H180L179 168V170L176 168H172V170H174V172H177V171H179V172H181V170ZM186 170H189V167L188 168H185ZM209 170V168L207 167L206 168V170ZM5 170H6V174H5ZM8 170H9V172H8ZM10 170L12 171V170H14V171H12V172H10ZM41 170L43 171V172H41ZM53 170V171H52ZM58 170V171H57ZM61 170L63 171V172H61ZM71 170H73V171H71ZM103 170V169H102ZM106 170V169H105ZM177 170V171H176ZM191 171H192V169H190ZM211 170V169H210ZM212 170H214V168L212 169ZM218 170H219V172H218ZM227 170V171H226ZM51 171V172H50ZM60 171V172H59ZM92 171H94V170H92ZM119 171V172H118ZM132 171H133V173H132ZM14 172H18L17 174L16 173H14ZM25 173V175H26V177H28L29 176V178H25V175H24V177H23V174ZM54 174H53V173ZM66 174H65V173ZM69 172V173H68ZM72 172L74 173V176H73V174H72ZM104 172V171H103ZM105 172H107V171H105ZM131 172V173H130ZM195 172V173H194ZM212 172V171H211ZM210 172V173H211ZM224 172V173H223ZM239 172V173H238ZM245 174H244V173ZM23 173V174H22ZM48 173V174H47ZM59 173V174H58ZM64 173V174H63ZM69 175H68V174ZM114 173H115V170H114ZM117 173L116 174H114V175H117ZM123 173V174H124ZM125 173V174H126ZM129 173V174H128ZM192 173H188V174H192ZM208 173L209 172H207L206 174H207V176H208ZM209 173V174H210ZM215 173V172H214ZM219 173L222 175V173L224 174V175H227V177H229V179H230V177H231V179L233 180V182L231 181H229V179H226L227 177H224V175H222V176H220L219 175ZM233 173H235V172H233ZM9 174V175H8ZM10 174H12L11 176H10ZM15 174V175H14ZM27 174H28V176H27ZM53 174V175H52ZM56 174V178L54 177V175ZM62 174L64 175V176H62ZM82 174H85V177H83V176H81ZM124 174V175H125ZM136 174V173H135ZM192 174V175H193ZM204 174H205V172H204ZM205 174V175H206ZM213 174V173H212ZM3 175H4V177H3ZM43 175V176H42ZM46 175H47V177H46ZM58 175V176H57ZM66 175V176H65ZM70 176L71 177V175H72V177L70 178H68V176ZM219 175V176H218ZM16 177V180H14L15 179V177ZM19 176H21V177H19ZM44 176L46 177V180H44ZM132 176V177H131ZM152 176H153V174H152ZM196 176L194 177V175L193 176H191V179H193V180H191L190 182H193L194 181V183H195V180L196 179H194V178H196ZM206 176V177H207ZM235 176L237 177V179H238V181H234V179H235ZM5 178L4 180H2L3 178ZM11 177H13V178H11ZM62 177V179L60 180V178ZM65 177V178H64ZM112 177H113V174H112ZM119 177H121V181H122V178H123V176L122 175H120ZM208 177H211V175L210 176H208ZM217 177H220L221 178V181L220 180H218V178ZM25 178V179H24ZM31 178L32 179H34L35 181H36V184H35V181L34 180H31ZM59 178V180H57ZM64 178V179H63ZM66 178H68V179H70L69 180V182H71L70 183V185H68L69 184V182L67 181L68 179H66ZM84 179V180H81V179ZM113 178H115V176L113 177ZM117 178H118V176H117ZM116 178V179H117ZM203 180H202V179ZM30 179L31 181H33V183L29 180ZM66 179V180H65ZM111 176L109 175V179L108 180H110L111 181ZM128 179H129V181H128ZM197 179H198V177H197ZM223 179V180H222ZM226 179V180H225ZM237 179H235V180H237ZM260 179H262V181H263V176H261L260 177ZM2 180V181H1ZM14 180V181H13ZM18 180H19V182H18ZM21 180V181H20ZM28 181L29 182V184H28V182H26V181ZM43 180V182L44 181H48L47 183L45 182V183H41V181ZM11 181H13V182H11ZM25 181V182H24ZM38 181V182H37ZM94 181V183L95 182H97V180H93ZM110 181H109V183H110ZM112 181H113V179H112ZM128 181V182H127ZM196 181H199V180H196ZM211 181H213V182H211ZM227 181H229V183H231V184H229V185H227V187H226V185H225V183H227ZM2 182H4V183H2ZM40 182V183H39ZM59 182V183H58ZM65 182H68V183H65ZM82 182V183H81ZM92 182V183H91ZM105 182L107 183V180H105ZM104 182V183H105ZM114 182H115V180L113 181V183H111V185L112 186H115V189L118 187L117 186V184L115 183L114 184ZM130 182H131V184H132V186H131V184H130ZM183 182V181H182ZM189 182V184H192V183H190ZM210 182V183H209ZM218 182H222V183H218ZM224 182V183H223ZM235 182H237V183H242L241 185L243 186V187H247V188H243V187H241V185L240 186H238V184H236V186H235V184H233V183H235ZM12 185H11V184ZM15 183V184H14ZM62 185H61V184ZM185 183V182H184ZM199 182H197V184H198ZM210 184L211 186H213L212 184H214V186H213V188H210V186L208 185V184ZM19 184V185H18ZM34 184V185H33ZM39 184H42V186L40 185V186H38ZM47 184V185H46ZM63 184H65V185H63ZM150 184H152V182L150 181ZM186 184V183H185ZM196 183H195V185H197ZM224 184V187H226L227 189H223V187H222V185ZM263 184V183H262ZM43 185H44V187H43ZM50 185V186H49ZM61 187H60V186ZM67 185H68V187L70 186V189H68V187H67ZM94 185V184H93ZM103 185V184H102ZM106 184H104L102 187H104V188H107V187H109L108 185H107V187L105 186ZM110 185V184H109ZM141 184H138V186L137 187H139ZM154 185V184H153ZM158 185V184H157ZM182 185H184V184H182ZM182 185H181V188L180 189H182V188H184V187H182ZM193 185V184H192ZM200 185H197V187H200ZM232 185V186H231ZM264 185V184H263ZM20 186H21V188H20ZM33 186H35V188L33 187ZM64 186V187H63ZM81 186H84L83 188H85L86 190H84ZM112 186H110L109 188L110 189H112V191L113 190H115L114 189V187L112 188ZM121 186V185H120ZM119 186V187H120ZM131 186V187H130ZM145 186V185H144ZM143 185H141V188L142 187H144ZM155 186V185H154ZM175 186V185H174ZM173 186V187H174ZM177 186H180V184L179 185H176L175 187H177ZM186 186H188V185H186ZM230 186V187H229ZM234 186V187H233ZM238 186V187H237ZM18 189H17V188ZM37 187V188H36ZM50 187V188H49ZM66 187V191L63 189V188H65ZM92 187H94V186H92ZM96 187V186H95ZM150 187V189L153 187L152 185L151 186H149ZM149 187H147V188H149ZM158 187H159V185H158ZM174 187V188H175ZM189 187V186H188ZM210 188V191H209V188ZM236 187V188H235ZM256 187V188H255ZM13 188H15V189H13ZM20 188V189H19ZM62 188V189H61ZM81 188V189H80ZM108 188V189H109ZM120 188H122L123 189V187L121 186ZM127 188H129V189H127ZM133 188V187H132ZM132 188L130 189L131 191H132ZM136 188V187H135ZM134 188V189H135ZM147 188H145L144 187V189H147ZM155 188H157V186L155 187ZM174 188L172 189V190H174ZM229 188V189H228ZM230 188L232 189L230 192H229V190H230ZM240 189L241 191L244 189L245 190V192L244 191H240L239 192V194H238V190H236V192H234L233 193V191L235 190V189ZM242 188V189H241ZM8 189H10V190H8ZM35 189H36V191H37V189H39V192L37 191H35ZM67 189H68V191H67ZM71 189H72V191H71ZM79 189H80V191H79ZM94 189V188H93ZM92 189V190H93ZM109 189V190H110ZM119 189V188H118ZM144 189H142V190H144ZM211 189H213V190H211ZM246 189H247V191H246ZM13 190V191H12ZM81 190H83V191H81ZM91 190V191H92ZM120 190V189H119ZM129 190V191H130ZM147 190H149V189H147ZM159 190H161L160 189V187H159ZM171 190V189H170ZM225 190V191H224ZM12 191V192H11ZM19 191H21V193H18ZM35 191V192H34ZM63 191H64V193H63ZM128 191V192H129ZM154 191V190H153ZM152 191V192H153ZM155 191H158V190H156L155 189ZM166 191V190H165ZM164 191V192H165ZM252 191V192H251ZM261 191V192H260ZM24 192V194L22 195V197H21V195L20 194H22ZM44 192L46 193V194H44ZM71 192V193H70ZM77 192H80L79 194H81L82 192H85L86 194H83V195H85L86 196V200L88 199V200H92L93 199V201L91 202V201H86L85 200V198H83V197H85V196H83L82 194H81V196L78 194V195H76L75 193H77ZM111 192V191H110ZM145 192V191H144ZM144 192H142L141 193V196H142V198L144 199H142V200H139V198H141V196L139 197V195L138 196H136L135 198H138V199H133V201H134V203H132L133 204V206H138V205H136L137 203L135 202L136 200L137 201H139V203L141 204H143V201L145 202L146 201V199L144 198V197H147L146 195H148L147 193L145 194V196L143 197V193ZM150 192H151V190H150ZM171 192H173V191H170V193ZM174 192H175V190H174ZM215 192V193H216ZM225 192V193H224ZM226 192H227V195L228 194H230V193H232V194H230L229 195V197L227 196L226 197ZM229 192V193H228ZM247 192V193H246ZM256 192H257V194H256ZM258 192H259V196H258ZM37 194V193H39V194H37V195H35L34 196V194ZM41 193H42V196H41ZM63 193V194H62ZM69 193V194H68ZM74 193V194H73ZM91 195H90V194ZM131 193V192H130ZM154 193V192H153ZM161 193H162V190H161ZM160 193V194H161ZM166 193H168V194H165V193H162V196L165 198L166 197V195H168V196H171L170 195V193H169V191L168 192H166ZM179 191L178 192H175L174 194H177V195H174V194H172L173 196H175V197H177V198H179L178 196H180L179 195ZM183 193V190L181 191V196L183 195L182 194ZM241 193V194H240ZM246 193V194H245ZM248 193H252L251 195L250 194H248ZM255 194V197L253 198V196H254V194ZM17 194H19V195H17ZM32 194H33V196H32ZM44 194V195H43ZM65 194V195H64ZM156 194V192L153 194V196H151L150 198L152 199L151 200V202H152V204H150V206L152 207L153 205H156V202H157V204H159L160 205V203L161 202H163V200L162 199H164L163 197H160L161 195H159L158 196V194H159V191L157 192V196L155 195ZM208 194V195H207ZM210 194V195H209ZM219 194V195H218ZM247 194L249 195V197L247 198ZM25 195V196H24ZM30 196V199H28L29 198V196ZM41 196V198H40V196ZM76 195V196H75ZM88 195H90V196H88ZM150 195H152V193H150ZM206 195L207 196H211L212 197V199L210 198H208V197H206ZM222 195V196H221ZM240 196V198L239 197H237V196ZM242 195H243V197H244V195H246L245 196V198L243 199L242 198ZM253 195V196H252ZM257 195V196H256ZM24 196V197H23ZM28 196V197H27ZM48 198H50V199H47V197ZM65 196V197H64ZM67 196V197H66ZM71 196V197H70ZM75 196V197H74ZM80 196V197H79ZM83 196V197H82ZM184 196H187L186 194H184L183 195V198L182 197H180L181 198V200L183 201V199H187V198H185ZM235 196H236V198H235ZM263 196H264V194H263ZM262 196V197H263ZM20 197V198H19ZM27 197V200L28 201H30V200H33V198H34V204L32 205V201L31 202H29L28 203V201L27 200H24V198H26ZM89 197H91L90 199H89ZM155 197H158L160 200H162L160 203H159V200H158V198H156L155 199ZM232 197H234V198H232ZM19 198V199H18ZM21 198H22V203H24V204H21L20 203V200H21ZM41 200V199H43L44 201H42V202H40V201H38L39 202V204H38V202H36L37 203V207H36V203H35V200L37 199V200H39V199ZM46 198V199H45ZM79 198H81V199H83V200H81V199H79ZM226 199V201H225V199ZM229 198V199H228ZM238 198V199H237ZM246 198H247V200H246ZM250 198V199H249ZM17 199H18V201H17ZM53 199V200H52ZM56 199H59V202H58V200H56ZM63 199H64V203H61L62 201H63ZM154 199H155V201H154ZM206 199V202L204 203V200ZM228 199V200H227ZM240 199V200H239ZM248 199H249V201H248ZM252 199H254V201H255V203H256V205H255V203H254V201H252ZM262 201H261V200ZM23 200L25 201V202H23ZM81 200V202H79ZM158 200V201H157ZM224 202H223V201ZM230 200V201H229ZM26 201H27V203L29 204L28 206H30V207H28V208H26L27 210L26 211H24L23 212V210H21V209H23V208H25V207H27L26 206ZM55 202V203H52V202ZM66 201H68V203L66 202ZM84 202V204H82L83 202ZM89 203V205L86 203ZM142 201V202H141ZM218 201V200H217ZM228 201V202H227ZM234 201V202H233ZM237 201V203L239 204V205H236L237 206V210H235L236 208V206L234 205V204H236L235 202ZM244 201H248L247 203H245L244 204ZM50 202V203H49ZM155 202V203H154ZM208 202V204H206ZM212 202V203H211ZM229 202H231V203H229ZM232 202H233V204H232ZM252 202V203H251ZM17 203H19V205H20V207L21 208H19L18 206V204ZM31 203V204H30ZM41 203H43V204H41ZM48 203V205H46ZM60 205H59V204ZM66 203V204H65ZM87 205H86V204ZM138 203V204H139ZM210 203V204H209ZM240 203H242V204H240ZM251 203V204H250ZM254 203V204H253ZM50 204V205H49ZM57 204L60 206H58V207H56L57 206ZM64 206H63V205ZM69 204H70V209L72 210V211H69V210H67L68 208H69ZM83 206H82V205ZM135 204V205H134ZM139 204V205H140ZM205 204V205H204ZM45 205V206H44ZM62 205V206H61ZM72 205V206H71ZM78 205H81L82 207H80L79 208V206ZM85 205V206H84ZM161 205H162V203H161ZM204 205V206H203ZM229 205V206H228ZM246 205H247V207L249 206L251 209H253V210H251L249 207H248V209H247V207H246ZM253 205H255V206H253ZM257 205H259V206H257ZM22 206H23V208H22ZM41 206V208H39ZM43 206V207H42ZM66 206V207H65ZM78 207V209H77V207ZM88 206V207H87ZM109 206V205H108ZM107 206V207H108ZM157 207H161V206H158V205H156ZM243 206H244V208H243ZM34 207H36L35 209H34ZM45 207V208H44ZM48 207H51L50 208V210H51V214L49 215V214H46L45 212H47V210L50 212V210L48 209ZM55 207V208H54ZM73 207H75V208H73ZM85 207V208H84ZM94 207V206H93ZM105 208H106V206H104ZM153 207H155V206H153ZM208 208H209V206H207ZM212 207V208H211ZM231 207H233V208H231ZM241 207H242V209L243 210H245L244 212H242L241 211ZM57 208H59V211L58 210H55V209H57ZM65 208V209H64ZM81 208H83L82 210H80ZM87 208V210H85ZM88 208H90V209H88ZM109 208L111 209V211H112V208H111V206H109ZM203 208V209H204ZM207 208V209H208ZM226 208V207H225ZM230 208V209H229ZM3 209V210H2ZM39 209V211H37ZM42 211H41V210ZM45 209V210H44ZM63 209V210H62ZM74 209H77V211L75 210L74 211ZM96 211H95V210ZM200 210H201V208H199ZM202 209V210H203ZM206 209V210H207ZM210 209H208V210H210ZM255 209H256V211H257V213H258V215H260V216H258L257 217V213H256V211H255ZM257 209H259V210H257ZM25 210V209H24ZM150 210H151V208H150ZM250 210V211H249ZM3 211H4V214H3ZM12 213H11V212ZM40 211H41V214H40ZM58 211V212H57ZM62 211V212H61ZM69 211V212H68ZM79 211H81V212H79ZM92 211V212H91ZM98 215V216H96V215H94L93 216V214H94V212ZM111 211H108L110 214H111ZM246 211H248L249 212V215L252 213V211H254L251 215H253V217H251V216H249L248 215V212L247 213H245ZM2 212V213H1ZM30 212H32V213H30ZM36 212V214L38 213V214H40V216H34V214L33 213H35ZM44 212V213H43ZM48 212V213H49ZM52 212H53V215H52ZM63 212H64V215H63ZM67 212H68V214L70 215V216H68L67 215ZM72 212V213H71ZM76 212V213H75ZM79 212V214H77ZM101 212H103V213H101ZM105 212V213H104ZM208 212H210V211H208ZM260 212V213H259ZM7 213H8V215L10 214V217H7ZM16 213V214H15ZM23 213V214H22ZM24 213H25V215H24ZM28 215H30L31 216V218L32 219H34V221H32V219L31 218H28L27 219V214ZM58 213V214H57ZM61 213V214H60ZM76 214V216H78V218L77 217H75V218H71V215H73V214ZM92 213V214H91ZM98 213H100V214H98ZM183 213H184V211H183ZM242 213V214H241ZM32 214H33V216H32ZM45 216H44V215ZM74 214V215H75ZM82 214H83V216H82ZM84 214H85V216L87 217V219H88V221H89V223H90V225H89V223H86V221H87V219H85L86 217L84 216ZM89 214V215H88ZM92 216H91V215ZM216 214V213H215ZM226 214H228V213H226ZM245 214H246V216H245ZM3 215V216H2ZM17 215V216H16ZM22 215V216H21ZM24 215V216H23ZM62 215V216H61ZM66 215V216H65ZM73 215V216H74ZM107 215H108V213H107ZM175 215H177V213L176 214H174V216ZM185 215H186V213L184 214V218H185ZM237 215V214H236ZM241 215L245 218V217H247V218H249V219H247V218H243L242 220L244 221V222H246L247 220V222L246 223H243L242 221L240 222V219H241ZM4 216L7 218L6 220H8V223H10V224H8V223H6L4 220H5V218H4ZM12 216V217H11ZM14 216V217H13ZM48 216V218L51 216H55L54 218H57L56 220H58L57 221V223L56 224H54V225H52V222H53V220H54V218H46ZM60 216V217H59ZM72 216V217H73ZM89 216V217H88ZM101 216V217H100ZM187 216V215H186ZM256 216V217H255ZM3 217V218H2ZM16 217V218H15ZM43 217V219H42V221L40 220V219H38V218H42ZM44 217H45V219H44ZM71 219H75V220H70V218ZM85 217V218H84ZM94 217V218H93ZM97 217V218H96ZM178 217V216H177ZM232 217H230V218H232ZM10 218V219H9ZM12 218H14L13 219V221H12ZM69 218V219H68ZM82 218H84V219H82ZM92 218V219H91ZM251 218V219H250ZM2 219V220H1ZM27 219V220H26ZM52 220V222L51 221H49V220ZM62 219V220H61ZM96 219H98V220H96ZM107 219V218H106ZM26 221V222H23V221ZM38 220H39V222H38ZM47 220H48V222H47ZM55 220V221H56ZM60 220V221H59ZM83 220L85 221V223H84V225H82V223H83ZM91 220H92V222H91ZM96 220V221H95ZM110 220V219H109ZM30 221H32L31 223V225H30ZM104 221V222H103ZM23 222V223H22ZM27 222H29V224L27 223ZM34 222V223H33ZM49 222H51V223H49ZM66 222V223H65ZM71 222V223H70ZM96 222V223H95ZM100 224V225H98V223ZM103 222V223H102ZM231 222V223H232ZM252 222H254V223H252ZM15 224V226L14 225H12V224ZM26 223V224H25ZM36 223V224H35ZM37 223H39V224H37ZM45 223V224H44ZM92 223V224H91ZM2 224V225H1ZM7 224V225H6ZM24 224V225H23ZM77 224H79V226H77ZM87 224H88V226H87ZM249 224V225H248ZM252 226H254V225H256V226H254V227H252ZM10 226V228H12L11 229V231H9V226ZM26 225V226H25ZM35 227H34V226ZM41 225H44V227H42ZM60 225H62L61 223L59 224V226ZM95 225V226H94ZM96 225H98V227L96 226ZM244 225L246 226V225H248V228L246 227V228H244ZM13 226V227H12ZM25 226V227H24ZM65 226V227H66ZM260 226V227H259ZM3 227V228H2ZM7 227V228H6ZM41 227V229H38V228H40ZM57 227H58V225H57ZM63 226H61V227H58V230H59V228H62ZM64 227V228H65ZM74 227V228H73ZM77 227V228H76ZM89 227V228H88ZM94 227H96V228H94ZM112 227H115V225L114 226H112ZM250 227V228H249ZM256 227V228H255ZM261 228V231H259L260 229L259 228ZM9 228V229H8ZM36 228H37V230H38V232H37V230H36ZM42 228H46V230H44V229H42ZM68 228H65L66 230H68ZM90 228H91V230H90ZM233 228V227H232ZM240 228H244V229H240ZM49 229H52V228H50L49 227ZM55 229H57L56 227H55ZM74 229V232L72 231ZM246 229V230H245ZM251 229V230H250ZM253 229V230H252ZM255 229V230H254ZM35 230V231H34ZM58 230L56 231V234H57V232H58ZM235 230L233 229V231L235 232ZM251 231V232H253L252 234H254V236L257 238H254V236L251 234V233H249L248 234V232L249 231ZM14 231V232H13ZM47 231V232H46ZM60 231L61 230H59V233H60ZM78 231V232H77ZM113 231V230H112ZM246 231V232H245ZM254 231H257L258 233H260V234H258L257 232H255L254 233ZM18 232V233H17ZM22 232V233H21ZM34 232V233H33ZM61 232H63V228H62V231ZM70 232V233H69ZM75 232H77L76 234H75ZM90 232V233H89ZM236 232V233H237ZM4 233V234H5ZM24 233V234H23ZM64 234L66 233L65 232V230H64V232H63ZM83 233H84V235H83ZM88 233H89V235H88ZM93 233V234H92ZM243 233H246V234H243ZM34 234V235H33ZM62 234V233H61ZM72 234H74V235H72ZM87 234V235H86ZM92 234V235H91ZM96 234V236H94ZM114 234V233H113ZM6 235L7 234H5V238H7V237H10V236H7L6 237ZM10 235V234H9ZM32 237H31V236ZM50 235L52 236L53 234L52 233H50ZM50 235H48V236H50ZM54 235H55V232H54ZM66 235V234H65ZM65 235H63V237H65ZM77 235H78V237H77ZM80 235H81V237H80ZM103 235H105L106 237H104ZM249 235V236H248ZM21 236V237H20ZM26 236H28L27 237V239L28 240H25L26 239ZM56 236V235H55ZM72 236H74V237H72ZM76 236V237H75ZM84 236H85V240H84ZM88 238H87V237ZM22 238V240L23 241H25L24 242V244L27 242V244H25L27 247H22V245L21 244H23V242H22V240L20 239V238ZM41 237L42 238H44L43 239V241H42V239H41ZM52 237H54V236H52ZM66 237H69V236H66ZM240 237V236H239ZM72 238H73V240L76 238V240H72ZM78 238H79V240H78ZM87 238V239H86ZM93 238H94V240H97V241H94L93 240ZM96 238V239H95ZM106 238V240H108L112 245H114L112 248H110L111 247V245H109L108 243H107V241H104L103 242V240ZM242 238V237H241ZM249 238V239H248ZM7 239H11V237L10 238H7ZM33 240V239H32ZM101 240V243H99V241ZM244 240V239H243ZM249 240V241H248ZM44 241V242H45ZM76 241V242H75ZM122 241H124V242H122ZM38 242V243H39ZM78 242H79V244H78ZM81 242V243H80ZM84 242H86V243H84ZM88 242V243H87ZM98 242V243H97ZM107 243V245H106V243ZM244 242H245V240H244ZM20 243V244H19ZM38 243H37V245H38ZM76 243L78 244V245H76ZM95 243V244H94ZM103 243H104V245H103ZM92 244H93V246L94 247H96V249L97 248H99L101 251L103 250V249H105V251H107V252H104L103 254H101L102 255V259L104 260H101V256H99L100 254V252L98 251V253L96 252H93V255H92V248L93 247H91L92 246ZM99 245V247H97L98 245ZM103 246V249H102V246ZM123 244H124V246H123ZM251 244V245H252ZM258 244V243H257ZM78 247V249H76L77 247ZM83 245V246H82ZM89 245V246H88ZM106 245V247H104ZM109 245V246H108ZM128 245V244H127ZM247 245V244H246ZM69 246V245H68ZM73 246H75V247H73ZM88 246V247H87ZM211 246H213V247H211ZM254 246V245H253ZM32 247H34L35 248V246H33L32 245ZM209 247V246H208ZM23 248V249H22ZM26 248V249H25ZM84 248V249H83ZM85 248H86V250H85ZM88 248H90L89 250H87ZM114 248H117V249H114ZM210 249H212V248H214V245H210V247H209ZM108 249V250H107ZM112 250V251H113ZM122 250H123V252H122ZM126 250V249H125ZM30 251H32V250H30ZM91 251V252H90ZM96 251V250H95ZM86 252H87V254H86ZM103 252V251H102ZM24 253V254H23ZM81 253V255H79ZM82 253H84L83 255H84V257H82L81 258V256H83L82 255ZM105 253H106V255H105ZM117 253V254H118ZM23 254V255H22ZM25 254H27V255H25ZM75 254V255H74ZM88 254H89V256H88ZM94 254H95V256H94ZM96 254H98V256H96ZM25 255V256H24ZM28 255L29 256H31V257H29L28 258ZM92 255V256H91ZM23 256V257H22ZM86 256H88L87 258H88V260H89V257H93V258H91L90 259V261H88L87 260V258H86V260H85V257ZM103 256L105 257V258H103ZM56 257H59V255L58 256H56ZM75 257H80L79 259L78 258H75ZM95 257H97V258H95ZM120 257H121V255H120ZM119 257V258H120ZM243 257V256H242ZM118 258V259H119ZM16 259L18 260V261H21V260H19L20 258L19 257H16ZM29 259V260H28ZM77 259V260H76ZM82 259V261H81V263H80V260ZM105 259H107V260H105ZM110 259H111V261H110ZM121 259H122V257H121ZM125 259V258H124ZM134 259H136V258H134ZM242 259H245V257L244 258H242ZM241 259V257H240V260L241 261H243ZM126 260H128L127 258H126ZM57 261H58V258H57ZM56 261V262H57ZM108 261H110V262H108ZM119 261V262H118ZM116 260V262L114 261V262H112V264H119L120 263V261L121 260ZM122 261H124L125 262V264H126V262L127 261H125V260H123L122 259ZM129 261V260H128ZM138 261V260H137ZM137 261L136 260H133V261H131L132 263H136L137 264ZM28 262V263H27ZM59 262V261H58ZM58 262L56 263V264H58ZM96 262H94L95 264H97ZM106 262H108V263H106ZM124 262H122V264H124ZM139 262V261H138ZM150 262H152V261H150ZM154 262V261H153ZM152 262V263H153ZM93 263V264H94ZM31 264V263H30ZM76 264V263H75ZM90 264H92V262L90 263ZM121 264V263H120ZM127 264H128V262H127ZM131 264V263H130Z\"/></svg>",
    "mask_w": 264,
    "mask_h": 264
}]
</instances>
